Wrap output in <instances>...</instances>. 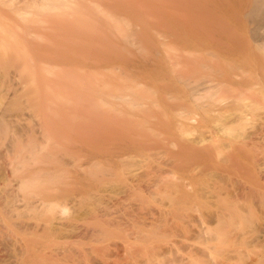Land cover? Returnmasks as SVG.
<instances>
[{
  "label": "rangeland",
  "instance_id": "374dc122",
  "mask_svg": "<svg viewBox=\"0 0 264 264\" xmlns=\"http://www.w3.org/2000/svg\"><path fill=\"white\" fill-rule=\"evenodd\" d=\"M251 9H252L251 0H0V22H1V26H3V25L6 26V27L0 26V31H1L0 32V48L2 47L0 50H6V51L8 50L9 53L12 52L11 54L14 57L16 56V54H13L14 48L17 50H22V48H23L24 52L26 50H28V52H31L32 54H33V52H36L37 55H39L38 53L40 52V56L44 51L43 55L44 56L46 54L48 55V58H47L48 60L46 58H43L44 57L43 55H42L43 56L42 60L44 59L46 63H48L52 66L49 67V65H48L47 66L48 69H44L45 71L47 70L46 72L45 71L43 72L41 69L40 70L37 69L38 71H40L42 73L48 72L49 75L44 74V75H47L48 78H46L47 76L45 77L43 74L41 77L40 72H38L34 68H30V70L32 69L33 71H35L34 74L36 76L35 75L34 76L36 78L33 76V74H32V76L34 78L33 81L36 80V81H34V82H36V84L38 82L37 80H40L41 78L43 81V76H44L45 77L44 80L45 79L46 80L43 81V84H46L47 82L49 84V82H50L51 85L58 83V86H59V83H62L63 85H65V87L68 86L69 91H71V88H72V90L77 91L79 89V88L77 89V86L79 84L78 85H76V84L74 85L71 83L68 84L67 80H65V81H57L56 79L53 80V78L56 76L55 70L57 72L61 69V71L63 73V69H66V71H68L67 73L71 74L76 69L80 68V70H81V68H82L83 70L81 72H80V70H78L79 73L77 71L76 76H73V79H77L76 78L77 75H79V76H81L82 74L84 75V73H86L87 71L88 72L93 71L94 75H97V74L98 75H101V74L107 75L108 74L107 76L111 77V75H110L111 71L109 68L114 67V68H112L113 71H116L119 69L120 72L116 71V73L115 72L113 73V71H112V76H115V75L117 76V74H119V73L122 74V72H124L126 74L123 73L124 74L123 76L120 74L121 77L118 76V79H120L122 77H125V79H127L128 77H126V76H130V78L132 80L135 79L137 83L132 81V80L131 81L134 83H131V81L128 79V84L130 81V85H128L127 83H125V85H124V83H123V86H121V85H118L117 83L114 82V86H113V83H111L110 86L107 85V87L111 88V85H112V88L116 87V85H118L116 88H118L120 86L121 87L126 86V88L129 89L128 92L130 91V93H131L133 90L135 91L137 89L138 91L136 90L134 93H136V94L139 93V95H140V98L139 97H135V98L133 97L131 99V100L134 99L132 101V103L131 102L130 103L129 102H122V101L117 100V99H111V100L100 99L98 101V100L86 98V100H85L84 98L80 97L79 99H77L78 101H76L78 103L80 102L79 106L82 107V109H80V110L79 109L77 110L76 106H75V108L73 107L76 103L75 101L72 102V103H74L72 105L71 99H69L70 101L66 99L67 100L66 102L68 103V105L71 106V108L76 109L79 112V113L75 112V110L71 112L68 109L70 111V112L68 111L70 113L69 119L71 118V115H72V117H73V114L75 116L77 115V117L74 116L75 120H73V118H71L74 121V125H72L73 127L72 126L69 127V124L73 123V121L71 119L70 120L72 122L69 121V124H66L64 121L65 118H63V121L60 120V118H57L60 116L59 115L60 113H64V112L60 111L62 109L59 107L60 104H62L61 107L64 108L65 105L63 106V103L64 104H67V103L60 100L58 97H57L58 99H56L55 98L56 95H54V93L52 94V99L55 98L56 100L55 99L52 100V101L55 100V102H53L51 104V106L52 105L55 106L56 109L60 108L59 109L60 113H56L57 115H59L57 117H56V114L54 116H52L53 115L52 113H55V111H56L55 107H54L55 111L49 110L51 112V115L48 116V114L45 113L48 116V118L47 117L46 118L49 121L48 125H49V128L51 130L46 128L47 125L46 126L44 125V123H46V122L43 121L45 119V118L43 119V115H44L43 109L42 110L40 109L41 111H39V113L33 112L32 109L31 110L26 109L25 111H30V112L32 111L31 115H29L30 112H25V111L24 112L27 115H25V114H24V116H23V114L21 115L22 116V117H20L22 119L21 122L25 121V119H26V121H25L26 126L28 125L27 129L30 128V130H32L31 129L32 124H33L32 122H35L32 128L35 130V127H36V131L33 132V130H32L33 135L31 137H30L31 131L29 133V130H27L28 132H26V133H28V136L26 134H24L25 136L21 137V134L24 133L21 130V127L23 126L22 123H25V122H22L20 124L21 126L19 125L21 131L20 130L18 131L19 132L18 135L20 134L21 138L25 139V137H26V140L35 139L36 142H38L39 138H37V137L40 136V134L42 132L40 129H42V127H43L44 132L42 133V136L47 135L46 134L47 131L48 132L52 131V132L48 133L49 137H46V139L53 138V136H56L57 138H59L60 143H59V145L56 144L54 146L52 143V140L51 141L49 140L51 142V143L49 142L50 143L49 144V143H47L48 140L46 142H45V140H43V139H45L44 137L40 138L43 141L42 142L41 140H39V142H38V143H41V147L43 149L46 148L43 146L46 143V144H49V145H47V146H49V149H48V147H47L48 151L47 150L45 151V149H44L45 152L44 151L41 152V155H39L40 153H38V152L36 153V151H35L34 152L35 155L36 156L39 155L38 158L33 156L34 153L32 151H34V150L31 151L33 154L30 151H26V149L24 150L25 152L22 153L21 162H20V164H21L20 165V171H21V169H23L22 170L23 172H21V174H19V176H20V179L22 181L25 180V183L23 182L24 186L23 187L21 186L22 189H20V191L17 194V197H18L17 199L19 200V204H23V198L27 195V193L29 191L33 190L32 189L33 186H36V184L30 182V179H32V181H34L36 179L35 182L39 181L41 184L40 180H42L43 182L47 181L44 184H47V183H48L47 185L52 184L51 185L52 187L47 188L46 187L47 185H44L42 182V184L46 187V188L45 187L43 188V185L41 184L42 185L41 186L38 182V184H39L38 186L40 188L37 186L38 188L33 190V194H36L37 197H39V196H41V194H43V192L45 193L46 191H48V192L52 193L53 191H51V190L58 188V189H60L59 190L60 192L54 190L53 193L58 194V192H59V193H61L59 195L65 196L67 198V199L65 198V201H66L65 207L66 208L70 207L68 210L64 207V209L62 211V213H65L64 210H66L67 213H65L63 215L68 214L70 217L67 215V217L65 216L67 219L64 218L63 221L61 220L62 222L60 223V225H58L60 229L55 228V230H56L55 232L50 230L49 233H43L40 240H37V242L34 243L27 250V252H29L28 255H26L27 252H26V254L23 253L25 256L30 255L29 258H30L31 262L29 261L27 264H34V263L35 264H41V263H43V264L49 263L50 264L51 261H52L51 264H59V263L67 264L66 261H68V264H71V263L72 264H80V263L81 264H136V263L137 264L138 263L139 264H143V263H145V264H164V262H165V264H167V263L172 264V263H170V260L172 261L171 257H173L174 253L176 254V252H177L178 257H179V259L176 258V259H178V261H180V259L184 260L186 257H188L186 260H188L190 264H193L192 263L193 259L196 257L199 259V256L197 255V256L193 257V255H194L193 253H192L193 255L190 253V255L187 256V254H189L188 253L189 251H188V249H184V247H185V245L187 246L188 243H189L188 245H191L190 250L192 251L191 248H194L193 249L194 252H195V249H196V251L200 250L199 255H201V256L203 254V251H201V249L202 248H204V250L208 249L207 248L208 245H210V246L213 245V249L215 248L214 245H216V250L218 252L219 251L221 252L222 251L221 249H224V251H225V248H226L225 255H224V251H223L222 257H221V254H219L220 255L219 258L220 259L222 258V261H224V258H226V256L227 257H230L231 255L235 256L234 254H231L232 251L230 252L229 250H233V248L235 250L237 248L242 249L240 244H239L240 246L239 245L237 246L234 243L237 240L235 237L238 234L237 231L240 232V229L237 231L235 230L236 233H234V234H233L234 231H232V235H230V236L235 237L234 241L233 242L231 241L232 243L230 242L232 245L227 244L225 246L221 243L222 242V236L220 235V230H219L220 224H218L217 221H216L217 223L214 221L215 218H214V215H212V214H218L217 212L220 213V211H221V215L223 213L227 214L226 213L227 210L224 211V209H223V213H222V208H225V209L228 208V212H229L228 214H230V212L232 211V209H230V208H232V207L229 208V206L232 205V202H234V201L241 202V200L244 201L243 199H240L242 194L239 193V194H241V196L238 194V192L240 190L242 191L243 188H240V187L238 188V186L244 187L243 182H244V184L246 183L245 185H247L248 183H247L245 176L243 175V173L241 171L245 170L246 168H248V166L251 165V163L253 164L255 162L256 154L260 155V156H257V160H258V157H261V153H262L261 152L259 154V153L255 152V151L260 152L262 150V149L259 150V148L257 150H254V152H253L252 148L256 149L257 147H252L250 149V151L253 152V155L248 150H246V153L244 152L245 154L237 151V147H238L237 145H240L242 143V141H246L244 139L245 138L247 139L249 137L248 135L250 133L254 132V129L256 127H253V125L257 124L256 121H258L260 119V123H261L262 118H259L258 114L264 111V108L262 109L260 107V109L263 110L262 111L259 108H257L258 106H256V105L254 106V104L252 105V107L254 106L253 108L252 107L248 108V109L243 108V106L241 105V102H240L241 96L249 97L250 94H248V93H251L250 89H252L253 91H254V89L255 90L261 89V85L258 83L259 81L257 80V75L255 74V73H257V71L254 72V69L257 70V67L255 65L256 61L254 60L253 54L256 50L257 45L259 46V44H261L264 41V12L259 17L258 16L253 17V16L249 15V13L251 12ZM3 17L4 18L6 17V18L4 19ZM7 21H9V22H7ZM41 21L43 24L41 23ZM31 22H33V23H31ZM115 22H116V25H115ZM110 27H112V28H110ZM52 28L54 29V31ZM19 29L20 30L22 29V30L20 31ZM62 29L64 32L66 31L64 34H62V36L65 35L64 37H60V33H62L61 32ZM4 32L6 34H4ZM1 33H3L4 35L2 36ZM7 33H8V35H7ZM14 33H16V34H14ZM9 36L12 38H10ZM43 37H44V39H43ZM60 38H62L63 43L65 42L67 44V52L69 54L73 53V52L79 53L78 55L81 57L80 61H75V62H74V60L73 61H66V62L62 61V63H61V60L60 61L58 60L60 57H58V59H56L57 58L56 56H55L56 57L55 59L58 61H56L51 56H50L51 57V60H50L48 53L51 54V52H49L50 50L56 51V47H54L55 49L54 48L52 49V47H51V49H50V47L48 49V45L54 46V45H52L53 43L51 42V40L56 41V40H59ZM44 40H45V42H44ZM261 40H262V42H261ZM46 41H49V42L47 43ZM70 42L72 44H70ZM6 43H8V44H6ZM3 45H4V47L6 46V48H4ZM7 45H9V46H7ZM19 45L21 46V48H19L20 47ZM261 47H263V45ZM57 48H59V47H57ZM47 50H49V51H47ZM57 51H58V49H57ZM59 51L62 52V49H60ZM107 51H112L114 53L113 55L115 57V62H109V61L105 60V57L103 56V54H104L103 52H107ZM22 52L23 51H21V53ZM167 52H168V55H167ZM186 52H189V53L187 54ZM192 52H195L194 55H192L193 54ZM248 52H249V54H248ZM14 53H17V52H14ZM26 53H27V51H26ZM190 53H191V55H190ZM20 54H17V56ZM25 54H23V55L27 56ZM54 54L57 55V52L53 53L52 55H54ZM183 54H184V56H181ZM186 54H187V56H186ZM100 55L104 59L100 58ZM169 55H171V56L169 57ZM32 56H34V58L36 59L35 54ZM179 56L183 57V58L181 59ZM21 57H23V56L21 55ZM29 57H31V55H29ZM177 57H179V58L177 59ZM42 60H41V57H39V61H42ZM120 60H123V62ZM250 60L252 61V63ZM105 61H106V63H104ZM57 62H59V63H57ZM182 62H184V63L187 62L190 65L185 64V66L183 67ZM179 63H181V66ZM45 65H47V64H44V66ZM54 66L55 67L59 66V67H57L59 70L56 69ZM65 66H66V68H65ZM117 66L119 68H117ZM207 66H208V68H205ZM209 66H211V67L209 68ZM33 67H35V66L33 65ZM36 67L38 68L37 64H36ZM51 67H53V68H51ZM62 67H63V69H62ZM203 67H204V70L206 69L205 71L202 70ZM68 68H70V70ZM185 68L187 70L189 69V72L184 71V70H186ZM53 69H54V73L52 71ZM71 69H73V71L70 73ZM105 69L107 70V72L109 70L110 74L107 73ZM20 70H22V68ZM50 70H51V73H50ZM182 70H183V72H188V75H187V73L184 74L182 72ZM197 70H199V71L201 70V72L197 73L196 72ZM33 71H30V73ZM61 71L57 72V74L60 73ZM66 71H64V72H66ZM15 73L19 74L20 72H18V70H17V72H15ZM37 73H39V75H37ZM80 73H82V74L80 75ZM240 73H243V75H245L246 78L251 79L250 83L248 85H245L246 79L241 78L239 75ZM87 74H86V76H87ZM195 74H198V75L195 76ZM13 75L14 74H12V76ZM15 75L21 81V84H23V85L27 84L26 81L21 80L22 75H20V74L19 75L15 74ZM88 75H90V77L93 79L91 74H88ZM106 75H104L105 77L103 76L105 78L104 80L101 76H100L101 80H100V78L97 77L101 81V83L99 81H97L98 80L97 78H96L97 79L96 80L94 77L95 81H92L90 83L87 80H85V82L87 81V83H84V84H86L90 88H92L94 85H96L98 87L101 84V86L103 85V87H101L99 90L104 91L105 90L104 88H106V84H107L106 80H108V81L110 80L109 79L110 77L108 78V77H106ZM194 76H195V78H194ZM208 76H210V77H208ZM235 76L238 77V79ZM38 77L39 78L41 77V78L38 79ZM62 77L64 78V76H62ZM81 77L84 78L85 76H81ZM51 78L56 83L52 84ZM188 78H189V80H188ZM203 78H205V79H203ZM111 79H112V81H114L113 77ZM122 79L123 80H120V81H122V82L126 81L124 78H122ZM47 80H50V81H47ZM208 80L209 81L212 80V81H210V85L215 82L214 83L215 85L221 84L220 85L221 88H224L223 86H225V88H227V89H224L222 91V89L220 88L219 85H217V87H215L214 84H212L214 86H212V85L210 86L208 83L209 82ZM20 81L17 80V82H20ZM40 81H39V83H40ZM204 81H206V83ZM201 82H204L205 84L203 83L204 84L203 85V84H201ZM97 83H99V84H97ZM102 83H106V84H102ZM185 83L187 85L189 84L190 86L192 85L194 88H190L189 85H188L189 86L188 87ZM190 83H192V84H190ZM194 83H196V84H194ZM108 84H109V82H108ZM120 84H121V82H120ZM132 84L138 85L137 86L138 88L140 86L141 87L138 89L135 85L131 86ZM142 84H143V86H142ZM193 84L196 85L197 87H195ZM227 84L229 86L230 85H232V86L229 87ZM226 85H227V87H226ZM80 86L84 87L85 85L83 86L81 84ZM144 86H146L147 88ZM207 86H210V88H208ZM25 87H27V85H24L20 88L24 89ZM37 87H38V85H37ZM50 87L51 86H49V90L48 89H46V90L43 89V90L45 92L48 90V93H49L51 91ZM54 87L55 86H53L52 88H54ZM132 87H135L136 89H134V88L132 89ZM212 87H215V89H213ZM55 88L58 89V87H55ZM75 88L77 90H75ZM237 88H239V89H237ZM37 89H39V88H37ZM64 89H66V88H64ZM131 89H132V91H131ZM229 89H231L232 91ZM236 89L238 90V92L236 91ZM107 90H110V89L107 88ZM145 90L146 91L149 90V91L146 92ZM52 91H56V90L52 89ZM69 91H67V92H69ZM143 91L145 92V95L147 94L146 96L143 94ZM39 92H40V90H39ZM72 92L73 91H71V93ZM58 93H59V91L57 90L55 94H58ZM61 93H62V91H61ZM201 93H203V94H201ZM141 94H142V96H141ZM53 95L55 97H53ZM203 95H204V97H203ZM200 96H202V97H200ZM192 97H195V99H192ZM237 97L239 98V100ZM143 98H144V100H142ZM148 98H152V99L150 100ZM63 99L65 100V98H63ZM228 99L231 101L229 102ZM103 100H104V102L102 103ZM44 101L46 103V100H44ZM135 101H136V103H135ZM137 102H139V103H137ZM40 104H41L40 107L44 106L43 105L44 102H41ZM48 104H49V102H48ZM126 104H127V106H126ZM129 104L130 105L133 104V105L130 106ZM57 105H59V106H57ZM262 105L264 106V103ZM49 106L50 105H48V107ZM96 106H98V107H96ZM188 106H190V107H188ZM44 107H46V106H44ZM200 107H202V109ZM67 108H70V107L66 106V109ZM132 108H133V110H131ZM157 108H159V109H157ZM185 108H187V109H185ZM73 109H71V110H73ZM116 109H118L117 113L114 112V110L116 111ZM181 109H183V110H181ZM244 109L246 111L252 110L251 111L252 113L250 111H248V114L250 113L249 116L251 117V114H252L253 119H255V120H256V118L257 119L259 118V119L256 121L253 120L252 118H251L252 120H250V118L244 119V121L245 120L248 121V122L244 123L245 124L244 126H242L243 121H242V123H239L240 125H238V123L237 124L234 123L235 125L231 124V129L229 131V132H231V136L229 135V133L225 132L227 135H229V138L227 135H222V134L219 137H217V135L220 134L219 132H216V133H218V134H216V136L214 135L215 132L213 133L212 131L214 130L215 124H216V127H217L218 123L221 124V126H222V124L224 125L225 121H223L224 122L223 123L222 120H224L226 118L225 116H227V115H225V113L228 114V116H230L229 114L236 113L234 115H236V118H237V114H241L242 112L244 114ZM255 109H256V114L253 111ZM258 109L260 110L259 113L257 112ZM112 110H113V112H112ZM62 111H64V110H62ZM180 111H184L187 115L184 112H181V113H184V115L181 114ZM50 112H48V113H50ZM66 112L67 111H65V113ZM109 112H110V114H109ZM111 112H112V114H111ZM216 112H218V113H216ZM118 113H119V115H118ZM178 113H179V115H182L183 117L182 116L179 117ZM213 113H216V115ZM253 113H254V115H253ZM106 114H107V116H106ZM46 115H44V116H46ZM78 115L81 117H78ZM26 116L27 117L29 116V117L27 118ZM30 116H33V117L30 118ZM187 116L190 118H187ZM254 116H256V117L254 118ZM23 117L25 118L24 120H23ZM38 117H39V119H38ZM49 117L52 119V121L57 119L56 121H58L59 127H57L56 125H53V122L49 119ZM108 117H109V120H108ZM134 117H135V119H133ZM76 118H77V120H79L81 118L83 120V121H79V122L77 121L80 124L79 126H77L78 123L75 122ZM220 118L221 119L224 118V119L221 120ZM228 118H230V117H228ZM231 118L233 119L235 117L233 116ZM231 118H230V120L226 118L227 119L226 121L229 120L228 122L231 123L234 120L233 119L231 121ZM40 119H42V120H40ZM67 119H66V121H67ZM132 119L134 122H132ZM146 119H147V121H146ZM27 120L30 123H28ZM31 120H34V121H31ZM192 120L193 121L195 120V121L193 122ZM249 120L252 122L253 121H255V122H253L251 124V122H249ZM61 121H62V123L64 122L65 124L64 123L61 124ZM137 121H138V123H137ZM80 122H82L84 125ZM117 122H119V123H117ZM19 123H20V119H19ZM58 123H55V124L58 125ZM127 123L131 126L133 125V129ZM145 123L147 125H145ZM247 123H249L248 127H250L253 130V132H252V130H251V132H248V127H245L247 125ZM99 124H100V126H99ZM118 124H120V125L118 126ZM125 124H127L126 127H125ZM226 124L228 125L229 123L226 122L225 125ZM250 124H251V126H250ZM29 125L31 127H29ZM65 125H67V126H65ZM63 126H65V127H63ZM127 126H129L130 128ZM66 127H68L67 128L68 130H66ZM77 127H80V128L76 129ZM83 127H85L84 128L85 130L83 129ZM87 127H89V128H87ZM142 127L145 129H143ZM243 127H244V129H243ZM24 128L26 129L25 126L22 127L23 130H24ZM99 128L101 131L99 130ZM219 128H220V126H219ZM250 128H249V131H250ZM70 129L73 131H69ZM82 129L85 131L84 133H82V131H83ZM114 129L116 130V132H113ZM149 129H151V130H149ZM178 129L180 130V132L178 131ZM127 130L130 131V133L126 132ZM140 130H142V132ZM218 130L219 129L215 128L214 131H218ZM242 130H243V133L246 134L245 136L243 135V133H241ZM62 131H64V133ZM131 131L134 133H132ZM196 131H197V133H196ZM209 131H210V133H213V134L210 135ZM67 132H70L71 134H69V136H68V134L66 135ZM144 132H146L147 134L145 135ZM185 132H187V133H185ZM204 132H207L208 134L207 133L204 134ZM61 133L63 134V136H66V137H63ZM110 133H114V135L110 134ZM148 133H151L152 135L151 134L148 135ZM180 133H184V134H188V135L184 136L182 134L180 135ZM193 133H195L196 137H197V138L194 137L195 141L193 140L194 138L187 137L190 135L195 136ZM78 134H85L87 137H83L85 135L80 136ZM115 134H116L117 138H116ZM143 134L147 137H145ZM198 134L200 135V137L202 135V138H203V139L201 138L202 140H204L206 138V134H207V137L209 140H210L209 135H210V137L212 135H214V138L215 137L218 138V139L216 138V140L215 139L214 140L220 141L219 143L221 145L218 144V141L216 144H214L215 141L211 137L212 143H210L211 141H209L207 139L209 142L205 143V142H207V140H204L205 141L204 145L201 144V146H200L198 142L200 141V143H201L203 141L200 139V137L198 138ZM232 134L236 135V137ZM240 134H242L245 138ZM112 135H113V137H112ZM140 135H141V137L144 136L143 139L140 137ZM165 135L168 138H166ZM203 135L205 137H203ZM238 135L242 136L244 139L242 137L240 139H238L239 138V137H237ZM114 136H115V138H114ZM136 136H137V138H136ZM77 137H79V138H77ZM181 137L182 138L184 137V139H183L184 141H181ZM186 137H187V139H186ZM222 137H223V139H222ZM230 137H235L234 141L232 140L233 143L229 142L230 140H226L227 138L231 139ZM85 138H87L88 140ZM146 138H148V140H146ZM188 138L192 139L193 142L189 143L192 140L188 141L189 140ZM64 139L65 140L69 139V140H67L68 143L64 142ZM185 140H187L188 142ZM237 140L240 141V144H237V143H239V142H237ZM77 142H78V144H77ZM194 142L197 143L198 145L194 144ZM226 142H228V143H226ZM84 144H86V145H84ZM190 144H192V145H190ZM206 144H207V146H205ZM235 144H237V145H235ZM185 145H187V146H185ZM227 145H230V146L235 145V147L231 146V148L233 147V149H232V151L229 152V151H227L228 150ZM37 146L40 148V144ZM88 146L90 147V149ZM223 146H225L226 149ZM230 146H228V148ZM37 148H35V149L37 150ZM65 148H67V150ZM101 148H103V150ZM219 148H221V149H219ZM40 150H38V151H40ZM223 150H226V151H223ZM158 151H160L161 153ZM164 151L168 152V153L167 152L166 153L168 154V156H171L170 157L171 160L169 159V157H168V159L166 157L161 158V156H167V154H165V153H163L164 155H162V152H164ZM154 152H156V153L154 154ZM218 152L220 154H218ZM26 153L28 155H30V157L31 156H33V158L35 157L36 160L26 159V156H25V155H27ZM151 153H152V155H149ZM46 154H53V156L56 157L55 159L57 161L54 158L53 159L55 161H52L53 159H50V158H48V160L50 159V161H47L44 157ZM175 154H176V156H175ZM221 154H222V156L224 155L223 158H222ZM230 154L232 156H230ZM28 155H27V158H28ZM56 155H58V156H56ZM73 155H74V157H73ZM219 155L221 156L222 161L219 160L220 159V157H218ZM61 156L64 159L61 158ZM66 156H68L70 159L68 160V157H66ZM153 156H155V159ZM172 156H174V158H172ZM226 156L229 158L228 160L226 159L227 158ZM126 157H128V158L126 159ZM231 157H232V159H231ZM77 158H79V159L81 158V160H78ZM124 158L126 160H123ZM145 158H148V159L151 158V159L145 160ZM160 158H161V160H160ZM175 158H177V160H178L177 163H176V161H174V160H176ZM182 158L185 160L183 161ZM25 159L28 163H26ZM40 159L42 161V162L40 161L41 163L39 162ZM74 159L81 161V162H78V161L75 162ZM153 159L155 161H152ZM156 159L159 161H157ZM225 159L227 160L228 164L230 163L229 165L227 163L225 164V161H226ZM144 160L148 164L146 162L144 163ZM245 160H248V161L246 162ZM32 161L37 162L36 166H35V163L33 165ZM135 161H137V162H135ZM168 161H169V163H168ZM22 162L26 163V164L23 163L24 165H26L25 167L23 166ZM30 162H32V164H30ZM70 162H72V163H70ZM96 162H98L97 163L98 167L96 166ZM142 162H143V164H142ZM173 162H175V163H173ZM44 163H45V165H44ZM123 163L125 165L128 164L129 168L127 167L128 165L123 166L124 165ZM244 163H245V165H244ZM249 163H250V165H249ZM47 164H48V166H47ZM65 164L67 167L65 166ZM67 164H69V166L72 164H75V165H74V167H72V166L69 167ZM167 164L169 165V167ZM218 165H220V166H218ZM157 166H158V168H157ZM204 166H205V168H204ZM251 166H250V168H251ZM138 167H140V168L142 167V169H140ZM153 167H156V168H153ZM201 167H203V168H201ZM105 168L107 169L106 171L107 172L109 171V172L104 174L103 172L105 171ZM127 168H128V170H126ZM239 168H240V171H237V170H239ZM111 169H113V170H111ZM139 169H140V171H139ZM39 170H40V172H43V173L44 172L46 173L47 171L50 172V170H51V172H54V174L55 173L59 174V172L66 170V171H63L61 173L62 175H65L66 177L64 176L62 178L58 175L57 179H55L56 177L51 178V176L49 175V177H48L47 174H45V176H46L45 177V176L41 175V173H40L38 175V176H40L38 179V177L35 175H36V173L38 174ZM131 170L134 173L127 172V171H131ZM192 170L193 171L196 170V172L194 171L193 172L194 174H193V173H191ZM198 170H199V172H198ZM20 171H19V173H20ZM67 171H68V173H67ZM204 171H206V172H204ZM4 172H6V174L8 175L7 171H4ZM111 172L116 173V174L114 175ZM135 172L137 174H135ZM139 172H140V174H139ZM157 172H158V174H157ZM240 172H241V174H240ZM130 173H132V174H130ZM210 173H212V174H210ZM93 174H94V176H93ZM107 174H108V176H107ZM154 175H156V176H154ZM210 175L213 177H211ZM215 175H216V177H214ZM219 175H220V178H219ZM134 176H136L137 178ZM140 176H141V178H138ZM31 177H33V178H31ZM149 177H151V178H149ZM162 177H163V179H162ZM132 178H134V180ZM176 178H177V180H176ZM213 178H215V180ZM227 178H229V179L231 178V179L229 180ZM241 178H242V182L239 183ZM50 179L51 180L53 179L55 182L53 180L51 181ZM26 180H27V182H26ZM228 180H229V182H228ZM58 181L59 182L62 181V183L60 182V185H59ZM131 182L133 183L134 187L135 186H138V187H136V189L134 187H132ZM67 183H68V185H67ZM216 183H220L219 185H221L220 187H222V190H220V188H218L219 190H216L217 187H219V185ZM64 184H65V187H64ZM69 184L72 186L74 185L72 188L74 191L71 190L72 186L70 187ZM186 184L188 185L187 187H186ZM29 185L32 187H29ZM159 185H160L161 189L159 188ZM211 185L215 186V189H214L215 191H219V192L221 191V193L224 191V188L226 187L225 192L226 191H229V192L232 191L230 193L228 192V195H231V193H232V195H235V198H236V193H237L238 198L239 197L240 198L234 200L235 198L232 197V195L229 196V198H228V195H226L227 192L226 193L224 192L225 195H224V193H223V195H221V194L219 195L217 192L215 194L214 190H213L214 191L213 192V191H211L210 188H208ZM230 185H232V186H230ZM27 186L30 188V190L28 192L25 191V188ZM68 186L70 189L68 188ZM104 186H106V187H104ZM108 186H109V189H108ZM214 186H212V187L214 188ZM129 187L131 189L134 188L136 191L134 190L135 191L134 192L133 189H132V191L129 190ZM138 188H140L139 191H137ZM166 188H167V192H166ZM204 188H205V191H204ZM231 188L233 190H231ZM107 189H108V191H107ZM209 189H210V191H209ZM109 190H110L111 194L109 193ZM118 190H120V192ZM128 190L131 192H129ZM236 190H239V191H236ZM121 191H122V193H121ZM124 191H126V192L128 191V192L127 193L125 192V194L122 195ZM148 191H150V192H148ZM97 192H99V193L97 194ZM133 192L136 195L132 196L131 194H133ZM199 192H200V194H199ZM211 192L214 193L215 196L218 195L219 197L218 196H217L218 198L215 197L214 195L211 194ZM20 193H21L22 197L20 196ZM64 193H67L68 195H65ZM95 194H97V195H95ZM119 194H121V195H119ZM91 195L93 198L90 197ZM155 195H157V196H155ZM69 197L70 198L75 197L76 202L78 201V198L81 199L79 201V203H81L82 205H80V204L78 205L76 202H73V204L69 203V201L70 202L73 201V198L70 199ZM123 197L124 198L127 197V198L124 199ZM207 197H209V198H207ZM132 198H133V201L131 200ZM171 198H173L174 201ZM119 199L120 200L123 199V200L120 201ZM126 199L127 200L129 199L130 202H129V200L126 202ZM137 199H139V200H137ZM179 200H181L180 202L185 201V202H183L184 204L183 203L178 204ZM212 200H213V202H212ZM131 201H132V204H131ZM20 202H22V203H20ZM75 203L77 204L76 206H74ZM105 203H106V205H105ZM112 203H115V204H112ZM119 203H122V204L119 205ZM123 203L125 206L127 204L128 207L126 206L127 207L126 208L123 205ZM187 203H190L191 206ZM68 204H69V206H67ZM70 204H72V205H70ZM86 204H88V205H86ZM94 204H96V205H94ZM213 204H215V205H213ZM107 205L108 206L110 205L111 208L108 207ZM115 205H117V206H115ZM135 205H136V207H135ZM227 205H229V206H227ZM233 205L238 206L239 204H236L234 202ZM84 206H87L88 208L84 207ZM188 206H189V208H188ZM217 206H219V207H217ZM112 207H113V209H112ZM194 207H196V208H194ZM238 207H240V206H238ZM238 207H233V209H237ZM71 209H72V211H71ZM73 209H74V211H73ZM75 209H77V211H79V212L77 213V211ZM85 209L86 210L91 209L90 211L91 212L93 211L92 213H90V211H88V210L87 211L92 215L87 213L89 215L88 216L87 214H85ZM110 209L113 211L110 212ZM25 210H24V212H25ZM106 210H108L109 213ZM155 210H157V211H155ZM237 210H239V209H237ZM213 212H215V213H213ZM27 213H25L24 216H26L28 220L26 221V217H24V216H22V217H24L25 219L21 217L22 220L24 219V221H26L28 223L32 220V221H34L33 222L34 224L37 223L36 225L41 223L40 219H37L36 217L33 219L34 216L31 214H30V216H33V217L30 218V220H29V217H28L29 215L28 216L26 215ZM206 213H208V215H205V216H208V218L203 216ZM185 214H187L188 217H185V216H187ZM191 214L193 215V217ZM201 214H202V216H201ZM209 214H210V216H213V218L212 217L210 218ZM63 215L61 214V216H63ZM82 215H83V217H84V215H86V216L84 218H82L81 217ZM132 215H134V216H132ZM194 216H195V218H194ZM197 216L199 219L196 218ZM217 217L218 216H216V218ZM79 218H80V220H79ZM94 218L97 220H93ZM187 218H189V220H187ZM200 218H202V220H200ZM81 219L82 220L86 219V220H84L82 222ZM171 219H172V221H171ZM197 219L200 220L201 222L198 221ZM209 219H211V220H209ZM212 219H214L213 220L214 224L215 223L218 224L217 226H215L216 224L215 225L213 224ZM91 220H92V223H91ZM195 220H197L199 222V225L197 222H195ZM207 220L210 221L207 223V226H212V228L214 229V230H212V228L209 227L210 230H212L214 232V238H212V241L209 239L210 241H208L207 243L205 242L207 245L206 246V245H203V244H205V243H203L204 242L203 238L200 235L198 236L197 231H195V232L193 231L194 233H196L194 235H192V232H190L191 233V235H190L189 230L190 229L196 230L200 225H202V222L206 226L205 222ZM80 221H81V223H80ZM140 221H142L143 223ZM156 221L158 224L156 223ZM189 221L192 222L193 228L191 227V222L189 223ZM52 222H53V220H52ZM88 222H89V224H88ZM159 222L161 224H159ZM164 222H165V224H164ZM33 223H31V224H33ZM65 223H66V226H65ZM78 223H80V224H78ZM150 223L155 224V225H150V228H149ZM211 223L214 226L211 225ZM34 224H33L34 230L31 228L33 230V232L36 231L35 230L36 225L34 228ZM61 224H63V225H61ZM50 226H51L50 229H52V227L54 228V225L51 223H50ZM68 226L69 227L72 226V227L69 228ZM136 226H137V228H136ZM154 226H155V228H154ZM160 226L163 228H160ZM186 226H187V228L189 226L191 228L189 230H187ZM61 228H62V230H61ZM156 228H158L159 230L161 229L163 232L161 230L158 231ZM184 228L187 230V232ZM27 229H26V232H28ZM65 229H67V232ZM71 229H73V231ZM138 229L143 234L140 233V235L138 236V233H139ZM155 229H156L155 232L159 233V235L161 234V236H156V234L154 232ZM216 229H218L219 231ZM37 231H39V227H38ZM64 231H65V233H63ZM216 231H218L219 233H217ZM136 232H138V233H136ZM215 232L218 234L219 237H215V235H216ZM55 233H57V234L55 235ZM80 233L81 234L85 233V234L81 235ZM94 233H95V235H93ZM145 233L147 234V238H145L146 235L144 238L141 237V236H144ZM64 235H66L65 236L66 238L64 237ZM195 235H197L198 237L197 236L195 237ZM22 236H24V235H22ZM58 236H60V238ZM187 236H189V238ZM30 237H32V236H30ZM67 237H69V238L73 237L75 239L70 238V240H68L69 238H67ZM76 237H77V239H76ZM253 237H255L254 233H252L249 236L248 240L251 241L253 239ZM56 238H57V241H55ZM61 238H63V239H61ZM232 239H233V237H232ZM74 240H75V242H74ZM21 242H19V243H21ZM175 242H176V244H174ZM184 243H185V245H184ZM190 243H192L193 245ZM236 243H238V242H236ZM169 244H172V246ZM180 244H183L184 246L182 247ZM64 245H66V247H68V248L70 246V248L72 250L75 247V245H77L74 249H76L78 247L77 248L78 250L77 249L73 250V252L75 251L76 259H75L74 253L73 252H72L73 254L70 253L72 250L70 251V249H64L65 248ZM72 245H73V247H72ZM154 245H157V251H160V250L162 251V252H160L161 255H159V254L156 255V253H158V252H156V250H155L156 246H154ZM51 246H52V248H56V249H57V247L59 249H61L62 247H60V246H63V248L61 250L58 249L59 251H54V249L50 248ZM149 246H150V248H149ZM180 246H181V248H180ZM192 246H195V247H192ZM228 246H229V248H228ZM235 246H237V247H235ZM23 247H24L23 243L21 245L20 244L17 245L16 251H18V249H19V251L23 250L24 249ZM171 247H172V249H171ZM173 247H175V249ZM197 247H198V249H197ZM63 249L66 251L68 250V251L67 252L63 251ZM134 249L136 252L134 251ZM150 249H154L155 251L152 250L154 252L150 253V251H151ZM169 249H171L172 251L174 250L173 255H170V254H172V251H170ZM176 249H180L181 251H179V250L178 251L181 254H179ZM148 250H150V251H148ZM23 251H26V250L24 249ZM61 251H63L64 254L66 252L68 256L73 255V259H75L74 261H76V262L73 263V260L69 259V258H72L70 256L67 257L68 260L65 261V259H67L66 258L67 255L63 254L65 257L63 255H61L63 253ZM228 251L230 252L231 255L228 254L229 253ZM5 252H7V251H5ZM22 252H21V254H22ZM48 252H51V253L48 254ZM146 253H148V254L150 253L149 256ZM196 253L197 252H195V254ZM215 253H217V252H215ZM226 253H227V255H226ZM52 254H56L55 255L56 257ZM58 254H60L61 257ZM184 254H185V258H184ZM15 255H16V259L21 258L20 263H21V260H22V262H24V260H25L24 255H23L24 256L23 259L21 256H19L20 258L17 257L18 255H20V252L18 255L15 253ZM150 255H151L152 259L150 258ZM46 256H48L50 258H48ZM201 256H200V258H201ZM8 257H10V256H8ZM139 257L141 259H139ZM11 258H12V256H11ZM61 258H64V259H61ZM173 258L175 260V257H173ZM10 259L8 258V261ZM13 259L14 258H12L11 260H13ZM16 259H14V260H16ZM49 259H52V260H49ZM77 259H78V262H77ZM61 260H64L65 262H63ZM141 260H143V261H141ZM216 260L218 262V259H216ZM234 260L235 259H233V261L232 260L229 261V263H228V261L227 262L225 261V262L228 264H236L237 259L235 261ZM146 261H148V262L146 263Z\"/></svg>",
  "mask_w": 264,
  "mask_h": 264
},
{
  "label": "bare ground",
  "instance_id": "6f19581e",
  "mask_svg": "<svg viewBox=\"0 0 264 264\" xmlns=\"http://www.w3.org/2000/svg\"><path fill=\"white\" fill-rule=\"evenodd\" d=\"M251 2H252V9H251V12L249 13V15L250 16H253V17H259L263 12H264V0H251ZM249 11V10H248ZM2 14V13H1ZM4 18V17H3ZM6 18V17H5ZM4 18V19H5ZM125 18V17H124ZM28 19V18H27ZM8 20V19H7ZM117 20V19H116ZM7 22H9V21H7ZM13 22V21H12ZM114 22V21H113ZM31 23H33V22H31ZM30 23V24H31ZM41 23H42V21H41ZM46 23V22H45ZM17 24V23H16ZM29 24V25H30ZM38 24V23H37ZM43 24V23H42ZM3 25V24H2ZM115 25H116V22H115ZM118 25V24H117ZM0 26H1V22H0ZM109 26V25H108ZM1 27H6L5 25H3V26H1ZM10 27V26H9ZM19 27V26H18ZM50 27V26H49ZM11 28V27H10ZM110 28H112V27H110ZM6 29V28H5ZM12 29V28H11ZM53 29V28H52ZM4 30V29H3ZM20 30V29H19ZM22 30V29H21ZM20 30V31H21ZM49 30V29H48ZM57 30V29H56ZM53 31H54V29H53ZM1 32V31H0ZM6 32V31H5ZM4 32V34H6ZM57 32V31H56ZM62 33H60V37H64L65 35H63L62 36V34H64L65 32L63 31V29H62V31H61ZM3 33H1V35L3 36L4 35ZM14 34H16V33H14ZM26 34V33H25ZM34 34V33H33ZM7 35H8V33H7ZM191 35V34H190ZM19 36V35H18ZM192 36V35H191ZM10 37V36H9ZM41 37V36H40ZM193 37V36H192ZM10 38H12V37H10ZM15 38V37H14ZM43 39H44V37H43ZM61 39V40H60ZM59 40H56V41H52L51 40V42L53 43L52 45H54V46H51V45H48V49H49V47H50V49H51V47H52V49L54 48V47H56V51H53V50H47V51H49V52H51V54L50 53H48L47 51V53L49 54V57L51 56V57H53L54 59L56 58V59H58V57H60L58 60L60 61L61 60V63H62V61H64V62H66V61H73L74 60V62L75 61H80L81 60V57L78 55L79 53H76V52H73V53H68L67 52V44L64 42H62V38H60ZM3 40V39H2ZM21 40V39H20ZM47 40V39H46ZM79 40V39H78ZM50 41V40H49ZM49 41H46L47 43L49 42ZM81 41V40H80ZM43 42V41H42ZM44 42H45V40H44ZM43 42V43H44ZM50 42V43H51ZM261 42H262V40H261ZM18 43V42H17ZM25 43V42H24ZM23 43V44H24ZM49 43V44H50ZM6 44H8V43H6ZM22 44V45H23ZM26 44V43H25ZM66 44V45H65ZM70 44H72L71 42H70ZM27 45V44H26ZM263 45V47H261ZM7 46H9V45H7ZM20 46V45H19ZM3 47H4V45H3ZM28 47V46H27ZM57 47H59V48H57ZM2 48V47H1ZM0 48V49H1ZM4 48H6V46L4 47ZM19 48H21V46L19 47ZM47 48V47H46ZM55 49V48H54ZM57 49H58V51H57ZM60 49H62V52L61 51H59ZM21 51H23L24 52V49L22 48V50H17V49H15L14 48V52H17V53H14L13 52V54H16V56L14 57L11 53H9L8 52V50L6 51V50H0V264H27L29 261H30V258H29V256H25L23 253H25L26 254V252H27V250L34 244V243H36L37 242V240H40V238L42 237V234L43 233H49V231L51 230V231H56L55 230V228H57V229H60L59 228V226L58 225H60V223L63 221V219L65 218V219H67L66 217H67V215H63V214H65V213H67V211L66 210H64V212L65 213H62V211H63V209H64V207H65V205H66V201H65V196H63V195H59V194H61V193H59L60 191V189H54V190H56V191H59L58 192V194H55V193H53L54 192V190H51V191H53L52 193L51 192H48V191H46L45 193L43 192V194H41V196H39V197H37V195L36 194H33V190L34 189H37L39 186V184H40V182H39V184H38V182L36 181L35 182V180L34 181H32V179H30V182L31 183H34V184H36V186H30L29 185V187H32V191H29L30 190V188L27 186L26 188H25V191H29L28 193H27V195L23 198V204H19V200L17 199L18 197H17V194H18V192L20 191V189H22L21 188V186L23 187L24 185V183H25V180H21L20 179V176H19V174H21V172H23L22 170L23 169H21V171H20V162H21V155H22V153L23 152H25L24 150L26 149V151H32V150H34V151H32L33 153L36 151V153L38 152V153H40L39 155H41V152H43L44 151V149H45V151L47 150L48 151V149H49V146H47V145H49L51 142V140H52V143H53V145L55 146L56 144L57 145H59V143H60V141H59V138H57L56 136H53V138H48V139H46V137H49V132H52V131H47L46 132V134L47 135H45V136H42V133L44 132L43 131V127H42V129H40L42 132H41V134H40V136L39 137H37V138H39V140H41L40 138H45V139H43V140H45V142L47 141V143H49V144H46L45 142V144L43 145L44 147H46V148H42L41 147V143H38L39 142V140H38V142H36V140L35 139H30V140H26V137H25V139L24 138H21V137H24L25 135L24 134H26L27 136H28V133H26V132H28L27 130H29V133H30V131H31V134H30V137L33 135L32 133L34 132V131H36V127H35V130L32 128L33 127V125H34V123L35 122H32L31 124H32V127L29 125V127H31V129L33 130V132H32V130H30V128L29 129H27L28 127V125L26 126V119L23 117V120L25 119V121H22V122H25V123H22L21 122V118L20 117H22L21 115L23 114V116H24V114L25 115H27L25 112H30V111H25L26 109L28 110H31L32 109V111L33 112H35V113H39V111H41L42 109H43V114L44 115H46L45 113H47L48 114V116L49 115H51V112L50 111H55L54 110V107L55 106H51V104L53 103V102H55V100L56 99H60V100H62V101H64V102H66L67 100H69V99H71V103L72 102H76V101H78L77 99H79L80 97L81 98H84L85 100H86V98H90V99H94V100H100V99H108V100H111V99H117V100H120V101H122V102H131L132 103V101L134 100H131L133 97L135 98V97H139L140 98V95H139V93L138 94H136V93H134L137 89L135 88V87H132V89L134 88V89H136L135 91L133 90L132 91V89H131V93H130V91L128 92V88H126V86L125 87H121V86H123V83H124V85H125V83H127L128 84V79L131 81L132 79L130 78V76H126V77H128L127 79H125V77H122V78H124L126 81H124V82H122V81H120V80H123L122 78H120V79H118V76H120V74L121 73H119V74H117V76L115 75V76H112V71H113V69L112 68H114V67H111V68H109L110 69V71H111V74H110V71L108 70V72H107V68L105 69L106 70V72L107 73H109L110 75H111V77L109 78L106 74H104V75H106V77H108L110 80L108 81V80H106L107 81V84L106 83H102V84H106V88H104L105 90L103 91V90H99L101 87H103V85L101 86V84L97 87L96 85H94L92 88H90V87H88L86 84H84V83H87V81L88 82H92V81H95V79L98 77V78H100V80H101V77L103 78V80L105 79L104 77V75H94V73H93V71L91 72V71H87L86 73H84V75L82 74V73H80V75L81 76H85L84 78H82L81 76H79V75H77V79H73V76H76V72L78 71V70H80V68H78V69H76L74 72H72L73 71V69H71V71H70V73L71 74H69V73H67L68 71H66V69H63V67H62V69H63V73H62V71H61V69L59 70L57 67H59V66H54L56 69H58L59 71H61L60 73L62 74H60V73H58L57 74V72H59V71H57L56 72V70H55V73H56V76L54 77L52 74L54 73V69L52 70L53 71V73L51 74L54 78H53V80L54 79H56L57 81H65V80H67L68 81V84H76V85H78L77 86V89L75 88V90H77V91H74V90H72V88H71V91H73L72 93H71V91H69V89H68V86H66L65 87V85H63L62 83H59V86H58V83H56L55 81H53L52 80V78H51V83L52 84H54V83H56V84H54V85H51L50 84V82H49V84H48V82L46 83V84H43V81H45L44 80V78L47 76V75H44V74H48V72L47 73H42V72H40V71H38V70H42L43 72L45 71L44 69H48L47 68V66L49 65V67L50 66H52V65H50V64H48V63H46L45 62V60L43 59L42 60V57L44 56L43 54H44V51H43V53L41 54V56H40V52L38 53L39 55H37V53L36 52H33V54L31 53V52H28V50H26L27 51V53H26V51L23 53H21ZM53 51V52H52ZM45 52V53H46ZM57 52V55H52L53 53H56ZM61 52V53H60ZM181 52V51H180ZM21 53V54H20ZM26 53V54H25ZM104 54H103V56L105 57V60L106 61H109V62H115V57H114V53L112 52V51H107V52H103ZM179 53V52H178ZM187 54L189 53V52H186ZM193 54L192 55H194V53L195 52H192ZM17 54H20V55H18L17 56ZM23 54H25V55H27V56H24ZM35 54V57H36V59L34 58V56H32V55H34ZM60 54V55H59ZM182 54V53H181ZM187 54H186V56H187ZM248 54H249V52H248ZM21 55L23 56V57H21ZM29 55H31V57H29ZM38 57H37V56ZM43 55V56H42ZM47 55V54H46ZM44 56L43 58H48V55L47 56ZM62 55V56H61ZM118 55V54H117ZM167 55H168V52H167ZM190 55H191V53H190ZM20 56V57H19ZM56 56V57H55ZM171 55H169V57H170ZM176 56V55H175ZM181 56H184V54L183 55H181ZM247 56V55H246ZM29 57V58H28ZM39 57H41V60L43 61H39ZM51 57H50V60H51ZM180 57V56H179ZM179 57H177V59L179 58ZM194 57V56H193ZM253 57H254V60L256 61V67H257V70H255L254 69V72H256L257 71V73H255L256 75H257V80L259 81L258 83L261 85V89H258V90H255L254 89V91L252 90V89H250V91H251V93H248V94H250L249 95V97H243V96H241V99H240V102H241V105L243 106V108H251L252 107V105L254 104V106L256 105V106H258L257 108H259L260 109V107L263 109L264 108V106L262 105L263 103H264V41L261 43V44H259V46L257 45V47H256V50H255V52H254V54H253ZM84 58V57H83ZM100 58H102V59H104L101 55H100ZM181 59L183 58V57H180ZM55 59V60H56ZM169 59V58H168ZM180 59V60H181ZM48 60V59H47ZM58 60H56V61H58ZM106 61L104 62V63H106ZM120 61H122L123 62V60H120ZM251 61V60H250ZM95 62V61H94ZM126 62V61H125ZM180 62V61H179ZM188 62V61H187ZM187 62H182V66L184 67L185 66V64L186 65H188L189 63H187ZM198 62V61H197ZM215 62V61H214ZM57 63H59V62H57ZM60 63V64H61ZM77 63V62H76ZM251 63H252V61H251ZM254 63V62H253ZM36 64H37V66H38V68L36 67ZM43 64V65H42ZM44 64H47V65H45L44 66ZM124 64V63H123ZM180 64V66H181V63H179ZM178 64V65H179ZM33 65L35 66V67H33ZM42 65V66H41ZM190 65V64H189ZM202 65V64H201ZM251 65V64H250ZM40 66V67H39ZM44 66V67H43ZM173 66V65H172ZM194 66V65H193ZM192 66V67H193ZM197 66V65H196ZM205 66V65H204ZM81 67V66H80ZM178 67V66H177ZM189 67V66H188ZM211 66H209V68H210ZM220 67V66H219ZM22 68V70H20ZM30 68H34L35 70H37L38 72H40V76L42 77V74L45 76H43V81H42V78L40 79L39 77H38V79H40V80H37L38 82H37V84H36V82H34V81H36V80H34L33 81V76L35 75L34 73H35V71H33L32 69L30 70ZM51 68H53V67H51ZM65 68H66V66H65ZM85 68V67H84ZM117 68H119L118 66H117ZM180 68V67H179ZM205 68H208V66L207 67H205ZM254 68V67H253ZM29 69V70H28ZM69 70H70V68H68ZM67 69V70H68ZM112 69V70H111ZM175 69V68H174ZM186 69V68H185ZM17 70H18V72H20L19 74L20 75H22V79L21 80H24V81H26L27 82V84H24V85H27V87H25L24 89L22 88H20V87H22V86H24L23 84H21V81L17 78V76L15 75V74H17V75H19L18 73H15V72H17ZM20 70V71H19ZM83 69L81 68V70H80V72L82 71ZM104 70V71H105ZM192 70V69H191ZM202 70H204V67L202 68ZM206 70V69H205ZM204 70V71H205ZM219 70V69H218ZM30 71H33V72H31L30 73ZM36 71V72H37ZM47 71V70H46ZM45 71V72H46ZM49 71V70H48ZM64 71H66V72H64ZM116 71H119V69L118 70H116ZM116 71H113V73L115 72L116 73ZM184 71H188L189 72V69L187 70H184ZM222 71V70H221ZM224 71V70H223ZM120 72V71H119ZM175 72V71H174ZM178 72V71H177ZM182 72H183V70H182ZM188 72H183L184 74L185 73H187V75H188ZM197 73L198 72H201V70L199 71V70H197L196 71ZM50 73H51V70H50ZM66 73V74H65ZM75 75H74V74ZM78 73H79V71H78ZM91 74V76L93 77V79H94V77H95V79L93 80L91 77H90V75H88V74ZM124 72H122V76L124 75V74H126V73H124ZM176 73V72H175ZM174 73V74H175ZM203 73V72H202ZM219 73V72H218ZM12 74H14L13 76H12ZM32 74H33V76H32ZM64 74V75H63ZM86 74H87V76H86ZM178 74V73H177ZM204 74V73H203ZM245 74V73H244ZM37 75H39V73H37ZM49 75V74H48ZM196 75H198V74H195V76ZM240 75V77L241 78H245L246 80H245V85H248L249 83H250V78H246L245 77V75H243V73H240L239 74ZM36 76V75H35ZM34 76V77H35ZM62 76H64V78L62 77ZM101 76V77H100ZM104 76V77H103ZM195 76H194V78H195ZM205 76V75H204ZM222 76V75H221ZM21 77V76H20ZM19 77V78H20ZM51 77V76H50ZM58 77V78H57ZM62 79H60V78ZM113 77V80L114 81H112V78ZM121 77V76H120ZM192 77V76H191ZM208 77H210V76H208ZM223 77V76H222ZM229 77V76H228ZM236 77V76H235ZM36 78V77H35ZM46 78H48V76L46 77ZM97 78V79H98ZM116 80H115V79ZM133 78V77H132ZM224 78V77H223ZM237 79H238V77H236ZM18 81H20V82H17V80ZM96 79V80H97ZM203 79H205V78H203ZM85 80H87L86 82H85ZM90 80V81H89ZM99 79L97 80V81H99L100 83H101V81H100ZM118 80V81H117ZM188 80H189V78H188ZM187 80V81H188ZM240 80V79H239ZM39 81H40V83H39ZM47 81H50V80H47ZM111 81V82H110ZM130 81H129V84L128 85H130ZM132 81H134V82H136V80L134 79V80H132ZM131 81V83H134V82H132ZM207 81V80H206ZM206 81H204L205 83H206ZM209 81V80H208ZM210 81H212V80H210ZM210 81L208 82L209 83V85H210ZM254 81V80H253ZM23 82V81H22ZM105 82V81H104ZM108 82H109V84H108ZM114 82L115 83H117L118 85H121L120 87H118V88H116L118 85H116V87H113L112 88V85H111V88H109V87H107V85H109L110 86V84L111 83H113V86H114ZM120 82H121V84H120ZM145 82V81H144ZM182 82V81H181ZM194 82V81H193ZM192 82V83H193ZM204 82H201V84H203ZM214 82V81H213ZM19 83V84H18ZM137 83V82H136ZM189 83V82H188ZM192 83H190V84H192ZM197 83V82H196ZM196 83H194V84H196ZM204 83V84H205ZM215 83V82H214ZM214 83H212V84H214ZM218 83V82H217ZM255 83V82H254ZM257 83V82H256ZM61 84V85H60ZM85 85L84 87H81L80 85ZM97 84H99V83H97ZM186 84V83H185ZM193 84V85H194ZM203 84V85H204ZM211 84V85H212ZM22 85V86H21ZM37 85H38V87H37ZM90 85V84H89ZM133 85H135V84H132L131 86H133ZM140 85V84H139ZM187 85V84H186ZM189 85V84H188ZM187 85V86H188ZM208 85V84H207ZM210 85V86H211ZM215 85V84H214ZM214 85H212V86H214ZM217 85H219V84H217ZM217 85H215V87H217ZM221 85V84H220ZM219 85V86H220ZM228 85V84H227ZM227 85H226V87H227ZM44 86V87H43ZM49 86H51L50 87V92L48 93V90H49ZM53 86H55V87H58V89L57 88H52ZM105 86V85H104ZM136 87L138 86V85H135ZM142 86H143V84H142ZM190 86V85H189ZM188 86V87H189ZM195 87H197L196 85H194ZM210 86H207L208 88H210ZM229 86V85H228ZM232 85H230L229 87H231ZM234 86V85H233ZM47 87V88H46ZM70 87V86H69ZM75 87V86H74ZM97 87V88H96ZM141 87V86H140ZM139 87V88H140ZM144 87H146V86H144ZM215 87H212L213 89H215ZM224 88H221V86H220V88L222 89V91L224 90V89H227V88H225V86H223ZM257 87V86H256ZM37 88H39V89H37ZM54 90H58L59 91V93L58 94H55L56 93V91H52V89ZM64 88H66V89H64ZM107 88L108 89H110V90H107ZM115 88V89H114ZM138 88V87H137ZM138 88V89H139ZM147 88V87H146ZM190 88H194L192 85L190 86ZM206 88V87H205ZM204 88V89H205ZM211 88V89H212ZM255 88V87H254ZM46 90V89H48L46 92L44 91V90ZM62 89V90H61ZM64 89V90H63ZM68 89V90H67ZM112 89V90H111ZM152 89V88H151ZM218 89V88H217ZM237 89H239V88H237ZM236 89V91L238 92V90ZM39 90H40V92H39ZM144 90V89H143ZM199 90V89H198ZM202 90V89H201ZM229 90H231V89H229ZM61 91H62V93H61ZM67 91H69V92H67ZM138 91V90H137ZM140 91V90H139ZM146 91V90H145ZM147 91H149V90H147ZM146 91V92H147ZM152 91V90H151ZM197 91V90H196ZM228 91V90H227ZM232 91V90H231ZM52 92V93H51ZM65 94H64V93ZM67 92V93H66ZM54 93V95H56V97L53 95V97H55V98H53V99H55L54 101H52L53 99H52V94ZM71 93V94H70ZM142 93V92H141ZM208 93V92H207ZM223 93V92H222ZM143 94L145 95V92L143 91ZM153 94V93H152ZM201 94H203V93H201ZM237 94V93H236ZM244 94V93H243ZM63 95V96H62ZM71 95V96H70ZM147 95V94H146ZM145 95V96H146ZM205 95V94H204ZM204 95H203V97H204ZM51 96V97H50ZM141 96H142V94H141ZM172 96V95H171ZM235 96V95H234ZM247 96V95H246ZM48 97V98H47ZM50 97V98H49ZM58 97V98H57ZM144 97V96H143ZM154 97V96H153ZM165 97V96H164ZM198 97V96H197ZM196 97V98H197ZM200 97H202V96H200ZM243 97V98H242ZM63 98H65V100L63 99ZM168 98V97H167ZM166 98V99H167ZM170 98V97H169ZM174 98V97H173ZM234 98V97H233ZM238 98V97H237ZM52 101H50V100ZM67 99V100H66ZM148 99H152V98H148ZM147 99V100H148ZM192 99H195V97H192ZM199 99V98H198ZM43 100V101H42ZM44 100H46V103H45V101ZM59 100V101H60ZM137 100V99H136ZM142 100H144V98L142 99ZM154 100V99H153ZM156 100V99H155ZM174 100V99H173ZM229 100V99H228ZM238 100H239V98H238ZM49 102V104H48V102ZM70 101V100H69ZM68 101V102H69ZM81 101V100H80ZM93 101V100H92ZM97 101V102H98ZM182 101V100H181ZM222 101V100H221ZM231 100H229V102H230ZM41 102H44V106H46V107H44V106H42V107H40L41 106ZM57 102V101H56ZM96 102V103H97ZM104 102V100L102 101V103ZM107 102V101H106ZM140 102V101H139ZM139 102H137V103H139ZM176 102V101H175ZM228 102V101H227ZM67 103V102H66ZM78 102H76L75 103V105L73 106L74 108H75V106H76V108H77V110L79 109H82V107H80L79 105H80V102L77 104ZM95 103V104H96ZM101 103V102H100ZM135 103H136V101H135ZM198 103V102H197ZM50 105L49 107H48V105ZM57 104V103H56ZM55 104V105H56ZM60 104V103H59ZM74 103H72V105H73ZM90 104V103H89ZM105 104V103H104ZM65 105V106H64ZM71 105V104H70ZM123 105V104H122ZM130 105V104H129ZM133 105V104H132ZM132 105H130V106H132ZM192 105V104H191ZM190 105V106H191ZM260 105V106H259ZM57 106H59V105H57ZM62 106V104H60V108H62L60 111L61 112H64V113H60V111H59V109L60 108H58V109H56V107H55V109H56V111H55V113H52L53 115L52 116H54L56 113H60L59 115L61 116H59V115H57L56 114V117L57 116H59V117H57V118H60V120H62L63 121V118H65L64 119V121H65V123L66 124H69V121L70 122H72L73 120H75V118H74V114H73V117H72V115H71V118H73V120L71 121L70 119H69V117H70V111L72 112V111H74L75 110V112H78L76 109H73V108H71V106H69L68 105V103L67 104H64L63 103V106H64V108L63 107H61ZM66 106L67 107H70L71 109H73V110H71L70 108H67L66 109ZM78 106V107H77ZM91 106V105H90ZM89 106V107H90ZM102 106V105H101ZM112 106V105H111ZM126 106H127V104H126ZM137 106V105H136ZM148 106V105H147ZM190 106H188V107H190ZM193 106V105H192ZM253 106V107H254ZM96 107H98V106H96ZM134 107V106H133ZM139 107V106H138ZM197 107V106H196ZM195 107V108H196ZM252 107V108H253ZM50 108V109H49ZM84 108V107H83ZM110 108V107H109ZM120 108V107H119ZM135 108V107H134ZM141 108V107H140ZM184 108V107H183ZM201 109H202V107H200ZM199 108V109H200ZM256 108V107H255ZM256 108V109H257ZM41 109V110H40ZM52 109V110H51ZM70 111H69V110ZM87 109V108H86ZM93 109V108H92ZM142 109V108H141ZM157 109H159V108H157ZM185 109H187V108H185ZM198 109V108H197ZM256 109L255 110H253L254 111V113L256 114ZM257 110V112L259 113L260 112V110H262V109H260V110ZM50 110V111H49ZM62 110H64V111H62ZM90 110V109H89ZM117 110L118 109H116V111L114 110V112L115 113H117ZM131 110H133V108L131 109ZM181 110H183V109H181ZM25 111V112H24ZM32 111L30 112V114L29 115H31V113H32ZM46 111V112H45ZM58 111V112H57ZM65 111H67L66 113H65ZM69 111V112H68ZM85 111V110H84ZM111 111V110H110ZM128 111V110H127ZM142 111V110H141ZM227 111V110H226ZM248 111H252V110H248ZM248 111H246L245 109H244V114H243V112L241 113V114H237V118H236V115H234V114H236V113H232V114H229L230 116H228V114H226L225 113V115H227V116H225L227 119H229L230 120V118L231 117H235V118H231V123L230 122H228V121H226L227 119L225 118H222V119H224V120H222L221 118V120H222V122L223 121H225V123L227 122V123H229L228 125L226 124L225 125V123H224V125L222 124V126H221V124H217V127H216V124H215V127H214V130H215V128L216 129H219L218 131H212L213 133H214V135L216 136V134H218V133H216V132H219L220 134L219 135H217V137H219L221 134L222 135H227L225 132H227V133H229V135L231 136V132H229L230 131V129H231V124L233 125L234 123L235 124H237L238 123V125H240L239 123H242V121H243V123H242V126H244L245 124L244 123H246V122H248V121H244V119H247V118H250V120H252L253 119V117H252V114H251V117L249 116L250 115V113L248 114ZM263 111V110H262ZM48 112H50V113H48ZM112 112H113V110H112ZM112 112H111V114H112ZM122 112V111H121ZM181 112H184V111H180V113ZM228 112V111H227ZM247 112V113H246ZM74 113V112H73ZM79 113V112H78ZM81 113V112H80ZM108 113V112H107ZM120 113V112H119ZM119 113H118V115H119ZM143 113V112H142ZM185 113V112H184ZM184 113H181V114H183L184 115ZM216 113H218V112H216ZM216 113H213V114H215L216 115ZM240 113V112H239ZM252 113V112H251ZM254 113H253V115H254ZM109 114H110V112H109ZM121 114V113H120ZM124 114V113H123ZM186 114V113H185ZM262 114V115H261ZM43 115V121L44 122H46V123H44V125L46 126V128L47 129H50L49 128V125H48V123H49V121H48V116L46 115V116H44ZM64 115V116H63ZM67 117H66V116ZM84 115V114H83ZM122 115V114H121ZM187 115V114H186ZM232 115V116H231ZM261 117H260V116ZM63 116V117H62ZM106 116H107V114H106ZM110 116V115H109ZM132 116V115H131ZM155 116V115H154ZM167 116V115H166ZM178 116L180 117V116H182V115H179V113H178ZM27 117V116H26ZM29 117V116H28ZM27 117V118H28ZM31 117H33V116H30V118ZM47 117V118H46ZM75 117H77V115L75 116ZM78 117H81V116H79L78 115ZM84 117V116H83ZM183 117V116H182ZM207 117V116H206ZM228 117H230V118H228ZM256 116H254V118H255ZM258 117L259 118H262V121H261V123H260V119L258 120L257 118H256V120H258V121H256L255 119H253V120H255L256 121V123L257 124H254L253 125V127H256L255 129H254V132H253V130L250 128V127H248V125H249V123H247V125L245 126V127H248V132H251V130H252V132L253 133H250L247 137V139L244 137L246 134H244L243 133V130H242V132L241 133H243V135L242 134H240V135H242V136H240V135H238L237 137H239L238 139H240L241 137L244 139V140H246V141H242V143L240 144V141L239 140H237V142H239V143H237V144H240V145H237V144H235V145H237L238 147H237V151H239L240 153H246V150H248L250 153H252V155H253V152H254V150H257L258 148H259V150H261L260 152L259 151H255V152H257V153H261V157H258V160H257V156H260V155H257L256 154V160H255V162L252 164L251 163V165H250V163H249V165L251 166V168H250V166H248V168H246L245 170H243V171H241L242 173H243V175L245 176V178H246V180H247V185H245L244 184V182H243V186L244 187H241V186H238V188L240 187V188H243L242 189V191L240 190H236V191H239L238 192V194L239 193H241L242 194V196H241V194H239L240 196H241V198L240 199H243L244 201H242L241 200V202H237V201H234L236 204H239L238 206H240V207H238L237 205H233V203L234 202H232V205L231 206H229V205H227V206H229V208L230 207H232V208H230V209H232V211L230 212V214H228L229 212H228V208L227 209H225V208H222V213H223V209H224V211H226L227 210V214H225V213H223L222 215H221V211H220V213L219 212H217L218 214H212V215H214V218H215V220L214 219H212V221L214 220L215 222L217 221L218 222V224H220V228H219V230H220V235L222 236V244L223 245H232L231 243L234 241V239H235V237H236V242H238V243H236V242H234L235 243V245H241V247H242V249H239V248H237L236 250L233 248V250H229L230 252L232 251V253L231 254H234L235 256H233V255H231L230 254V252L228 253V254H230L231 256L230 257H227L226 256V258H224V261H222V258L220 259L219 258V254H221V257H222V254H223V251H224V249H221L222 251L219 253L217 250H216V245H214L215 246V250L213 249V245L212 246H210V245H206V243L208 242V241H212V238H214V232L212 231V230H214L213 228H212V226H207V223L208 222H210V221H206L205 223H206V226H205V224H203V222H202V225H200L196 230H191L190 228L192 227L193 228V225H192V220L191 221H189V223L191 222V227L189 226L188 228H187V226H186V228H187V230H189V233L190 232H192V235H194V234H196V233H194L195 231H197V233H198V236L200 235L202 238H203V243H205V244H203V245H206L207 246V248L208 249H205L204 250V248H202L201 249V251H203V254H202V256L201 255H199V251L200 250H197L196 251V249H195V252H197L196 254H195V252H194V248H191L192 249V251L190 250V246L191 245H188L187 244V246L185 245V243H184V245H185V247H184V249H188V253L189 254H187V256H189L190 255V253L193 255V257L194 256H199V259L197 258H194L193 259V261H192V263L193 264H225L227 261H228V263H229V261H233V259H237V263L236 264H264V111L263 112H261V113H259L258 114ZM36 118V117H35ZM34 118V119H35ZM62 118V119H61ZM69 120H68V119ZM125 118V117H124ZM168 118V117H167ZM187 118H190V117H188L187 116ZM192 118V117H191ZM252 118V119H251ZM19 119H20V123H19ZM38 119H39V117H38ZM47 119V120H46ZM49 119L52 121V119L49 117ZM66 119H67V121H66ZM118 119V118H117ZM120 119V118H119ZM133 119H135V117L133 118ZM133 119H132V122H134L133 121ZM152 119V118H151ZM36 120V119H35ZM40 120H42V119H40ZM46 120V121H45ZM57 120V119H56ZM56 120H54V121H52L53 122V125H56L57 127H59V123H58V121H56ZM59 120V121H60ZM108 120H109V117H108ZM111 120V119H110ZM115 120V119H114ZM122 120V119H121ZM120 120V121H121ZM154 120V119H153ZM249 120V122H251V124L253 123V122H255V121H250ZM31 121H34V120H31ZM56 121V122H55ZM62 121H61V124H63L62 123ZM79 121H83L82 120V118L81 119H79V120H77V118H76V123H78ZM124 121V120H123ZM142 121V120H141ZM146 121H147V119H146ZM171 121V120H170ZM187 121V120H186ZM193 121V120H192ZM195 121V120H194ZM193 121V122H194ZM27 122H28V120H27ZM37 122V121H36ZM87 122V121H86ZM127 122V121H126ZM159 122V121H158ZM218 122V121H217ZM23 124V126L22 127H26V129L24 128V130L22 129V127H21V130H22V132H24L23 134H21V137H20V134L18 135V131L20 130V124ZM28 123H30V122H28ZM27 123V124H28ZM38 123V122H37ZM55 123H58V125L57 124H55ZM64 123V124H65ZM80 123H82V122H80ZM89 123V122H88ZM117 123H119V122H117ZM130 123V122H129ZM137 123H138V121H137ZM149 123V122H148ZM25 124V125H24ZM83 124V123H82ZM128 124V123H127ZM127 124H125V127H126V125ZM234 124V125H235ZM251 124H250V126H251ZM20 125V126H19ZM40 125V124H39ZM38 125V126H39ZM52 125V126H53ZM72 125H74V121H73V123L72 124H69V127L70 126H72ZM80 124L78 123V125L77 126H79ZM84 125V124H83ZM86 125V124H85ZM114 125V124H113ZM120 124H118V126H119ZM129 125V124H128ZM145 125H147L146 123H145ZM220 126V128H219V126ZM65 126H67V125H65ZM65 126H63V127H65ZM99 126H100V124H99ZM115 126V125H114ZM117 126V127H118ZM129 126H131V125H129ZM129 126H127V127H129ZM149 126V125H148ZM51 127V126H50ZM73 127V126H72ZM106 127V126H105ZM124 127V128H125ZM132 127V129H133V125L131 126ZM135 127V126H134ZM180 127V126H179ZM182 127V126H181ZM224 127V128H223ZM39 128V127H38ZM37 128V129H38ZM56 128V127H55ZM61 128V127H60ZM68 127H66V130H68L67 129ZM78 128H80V127H77L76 129H78ZM85 127H83V129H84ZM87 128H89V127H87ZM130 128V127H129ZM143 128V127H142ZM141 128V129H142ZM178 128V127H177ZM193 128V127H192ZM249 128H250V131H249ZM72 129V128H71ZM69 130V131H73V130ZM82 129V130H83ZM143 129H145V128H143ZM243 129H244V127H243ZM20 130V131H21ZM51 130V129H50ZM85 130V129H84ZM82 131V133H84L85 131ZM99 130H100V128H99ZM129 130V129H128ZM126 131V132H129L130 133V131ZM135 130V129H134ZM133 130V131H134ZM149 130H151V129H149ZM185 130V129H184ZM190 130V129H189ZM203 130V129H202ZM221 130V131H220ZM101 131V130H100ZM141 132H142V130H140ZM139 131V132H140ZM156 131V130H155ZM178 131L180 132V130L178 129ZM40 132V131H39ZM63 133H64V131H62ZM66 132V131H65ZM113 132H116V130L114 129V131ZM120 132V131H119ZM132 132V131H131ZM222 132V133H221ZM247 132V133H248ZM81 133V132H80ZM122 133V132H121ZM120 133V134H121ZM132 133H134V132H132ZM136 133V132H135ZM158 133V132H157ZM185 133H187V132H185ZM196 133H197V131H196ZM205 133H207V132H204V134ZM213 133H210V131H209V134L211 135V134H213ZM54 134V133H53ZM52 134V135H53ZM62 134V133H61ZM68 134V136H69V134H71L70 132H67L66 133V135ZM110 134H113L114 135V133H110ZM118 134V133H117ZM124 134V133H123ZM140 134V133H139ZM144 134L146 135L147 133L146 132H144ZM143 134V135H144ZM149 134H151V133H148V135ZM154 134V133H153ZM184 135V136H186V135H188V134H184V133H180V135ZM195 136H192V135H190V136H187V137H191V138H194V137H196V134L195 133H193ZM208 134V133H207ZM207 134H206V138L204 139V140H207L208 139V137H207ZM78 135H80V136H83V135H85V134H78ZM113 135H112V137H113ZM144 135V136H145ZM152 135V134H151ZM210 135H209V138H210V140L209 141H211V137L213 138V140L215 139L216 140V138L217 137H215L214 138V135H212L211 137H210ZM229 135H227L228 136V138H229ZM232 135H234V134H232ZM42 136V137H41ZM62 136H63V134H62ZM110 136V135H109ZM108 136V137H109ZM115 136H116V134H115ZM115 136H114V138H115ZM131 136V135H130ZM143 136V137H144ZM159 136V135H158ZM166 136V135H165ZM235 137H236V135H234ZM51 137V136H50ZM63 137H66V136H63ZM72 137V136H71ZM83 137H87L86 135L85 136H83ZM105 137V136H104ZM124 137V136H123ZM140 137H141V135H140ZM143 137H141L142 139H143ZM145 137H147V136H145ZM187 137H186V139H187ZM200 137V135L198 134V138ZM203 137H205L204 135H203ZM226 137V136H225ZM235 137H230L231 139H226V140H230L229 142H232V140L234 141V139H235ZM77 138H79V137H77ZM116 138H117V136H116ZM136 138H137V136H136ZM139 138V137H138ZM166 138H168L167 136H166ZM180 138V137H179ZM197 138V137H196ZM202 138V135H201V137H200V139ZM221 138V137H220ZM233 138V139H232ZM85 139H87V138H85ZM84 139V140H85ZM90 139V138H89ZM184 139V137L182 138L181 137V141H184L183 140ZM189 139V138H188ZM203 139V138H202ZM201 139V140H202ZM218 139V138H217ZM222 139H223V137H222ZM50 140V141H49ZM67 140H69V139H64V142H67L68 143V141ZM88 140V139H87ZM145 140V139H144ZM146 140H148V138H146ZM190 140H192V139H189L188 141H190ZM194 141H195V138L193 139ZM193 140L192 141H190L189 143H192L193 142ZM204 140H202L203 142H201L200 143V141L198 142L199 143V145L201 146V144L202 145H204ZM207 140V142H205V143H208L209 141ZM214 140V141H215ZM42 141V140H41ZM185 141H187V140H185ZM187 141V142H188ZM218 141V140H217ZM217 141H215V143L214 144H216L217 143ZM43 142V141H42ZM70 142V141H69ZM154 142V141H153ZM169 142V141H168ZM220 141H218V144H220L219 143ZM37 143V144H36ZM73 143V142H72ZM87 143V142H86ZM90 143V142H89ZM143 143V142H142ZM155 143V142H154ZM210 143H212V141L210 142ZM225 143V142H224ZM226 143H228V142H226ZM233 143V142H232ZM40 144V148L37 146V145H39ZM77 144H78V142H77ZM194 144H197V143H195L194 142ZM217 144V145H218ZM231 144V143H230ZM74 145V144H73ZM76 145V144H75ZM80 145V144H79ZM84 145H86V144H84ZM190 145H192V144H190ZM198 145V144H197ZM210 145V144H209ZM208 145V146H209ZM221 145V144H220ZM226 145V144H225ZM235 145H231V146H233V147H235ZM38 148H37V147ZM81 146V145H80ZM173 146V145H172ZM185 146H187V145H185ZM205 146H207V144L205 145ZM211 146V145H210ZM228 146H230V145H227V151H232V149H233V147L231 148V146L228 148ZM47 147H48V149H47ZM59 147V146H58ZM89 147V146H88ZM87 147V148H88ZM189 147V146H188ZM212 147V146H211ZM224 148H225V146H223ZM252 147H257L256 149L255 148H252ZM35 148H37V150L35 149ZM43 150H42V149ZM100 148V147H99ZM213 148V147H212ZM222 148V147H221ZM221 148H219V149H221ZM223 148V149H224ZM252 148V150H253V152H251L250 151V149ZM41 149V150H40ZM64 149V148H63ZM66 150H67V148H65ZM89 149H90V147H89ZM102 150H103V148H101ZM178 149V148H177ZM180 149V148H179ZM199 149V148H198ZM214 149V148H213ZM226 149V148H225ZM38 150H40V151H38ZM197 150V149H196ZM44 151V152H45ZM65 151V150H64ZM223 151H226V150H223ZM31 152V153H32ZM157 152V151H156ZM156 152H154V154L156 153ZM158 152H160V151H158ZM167 152V151H166ZM165 151L164 152H162V155H164L163 153H165V154H167ZM228 152V153H229ZM32 153V154H33ZM161 153V152H160ZM217 153V152H216ZM244 153V154H245ZM27 154V153H26ZM63 154V153H62ZM153 154V155H154ZM159 154V153H158ZM218 154H220L219 152H218ZM243 154V155H244ZM28 155V154H27ZM27 155H25L26 156V159H34V160H36V158L35 157H37L38 158V156L39 155H35V153L33 154V156H35L34 158H33V156H31L30 157V155H28V158H27ZM141 155V154H140ZM149 155H152V153L151 154H149ZM184 155V154H183ZM226 155V154H225ZM56 156H58V155H56ZM60 156V155H59ZM175 156H176V154H175ZM221 156H222V154H221ZM221 156L219 155L218 157H220V161H222L221 160ZM230 156H232L231 154H230ZM45 159L47 160V161H50V159H55L56 157H54L53 156V154H46L45 156ZM66 157H68V156H66ZM73 157H74V155H73ZM133 157V156H132ZM146 157V156H145ZM154 157V159H155V156H153ZM162 157H166L167 159H168V157H169V159L171 160V156H168V154H167V156H161V158ZM187 157V156H186ZM185 157V158H186ZM224 157V155L222 156V158ZM227 157V156H226ZM225 157V158H226ZM254 157V156H253ZM48 158H50L49 160H48ZM58 158V157H57ZM60 158V157H59ZM61 158H63L62 156H61ZM76 158V157H75ZM128 157H126V159H127ZM130 158V157H129ZM136 158V157H135ZM159 158V157H158ZM161 158H160V160H161ZM172 158H174V156H172ZM250 158V157H249ZM26 159H25V161H26ZM52 160V161H55V160ZM64 159V158H63ZM62 159V160H63ZM70 158L68 157V160H69ZM78 160H81V158L79 159V158H77ZM83 159V158H82ZM125 158L123 159V160H126ZM149 160V159H151V158H145V160ZM152 160V161H155V160ZM176 160H174V161H176V163H177V158H175ZM179 159V158H178ZM187 159V158H186ZM227 160L229 159L228 157L226 158ZM225 159V160H226ZM231 159H232V157H231ZM239 159V158H238ZM237 159V160H238ZM28 160V161H29ZM38 160V159H37ZM78 160H75L74 159V161L76 162V161H78ZM144 160V163L146 162ZM157 160V159H156ZM169 160V161H170ZM172 160V161H173ZM182 160L184 161L185 159H183L182 158ZM199 160V159H198ZM227 160L225 161V164L227 163ZM24 161V160H23ZM41 161V159L39 160V162ZM57 161V160H56ZM151 161V160H150ZM157 161H159V160H157ZM169 161H168V163H169ZM171 161V162H172ZM246 162L248 161V160H245ZM33 162V165H34V163H35V166H36V161H32ZM32 162H30V164H32ZM42 162V161H41ZM40 162V163H41ZM68 162V161H67ZM74 162V163H75ZM78 162H81V161H78ZM77 162V163H78ZM125 162V161H124ZM135 162H137V161H135ZM149 162V161H148ZM181 162V161H180ZM199 162V161H198ZM252 162V161H251ZM23 163H25V162H22V164ZM26 163H28L27 161H26ZM25 163V164H26ZM70 163H72V162H70ZM76 163V164H77ZM97 163L98 162H96V166H97ZM126 163V162H125ZM128 163V162H127ZM133 163V162H132ZM141 163V162H140ZM147 163V162H146ZM150 163V162H149ZM173 163H175V162H173ZM223 163V162H222ZM29 164V165H30ZM39 164V163H38ZM37 164V165H38ZM100 164V163H99ZM124 164V163H123ZM129 164V163H128ZM127 164V165H128ZM142 164H143V162H142ZM148 164V163H147ZM162 164V163H161ZM219 164V163H218ZM228 164V163H227ZM230 164V163H229ZM228 164V165H229ZM44 165H45V163H44ZM60 165V164H59ZM68 166H69V164H67ZM74 165L75 164H72V165H70V166H72V167H74ZM101 165V164H100ZM127 165H123V166H127ZM138 165V164H137ZM141 165V164H140ZM168 165V164H167ZM244 165H245V163H244ZM23 166L25 167L26 165H24L23 164ZM31 166V165H30ZM29 166V167H30ZM34 166V167H35ZM47 166H48V164H47ZM50 166V165H49ZM65 166H66V164H65ZM69 166V167H70ZM165 166V165H164ZM173 166V165H172ZM218 166H220V165H218ZM33 167V166H32ZM31 167V168H32ZM67 167V166H66ZM98 167V166H97ZM128 168H129V165L127 166ZM144 167V166H143ZM148 167V166H147ZM168 167H169V165H168ZM229 167V166H228ZM107 168V167H106ZM105 168V171L103 172L104 174L105 173H108L106 170L108 169H106ZM128 168L126 169V170H128ZM132 168V167H131ZM134 168V167H133ZM138 168H140V167H138ZM137 168V169H138ZM145 168V167H144ZM153 168H156V167H153ZM157 168H158V166H157ZM200 168V167H199ZM201 168H203V167H201ZM204 168H205V166H204ZM221 168V167H220ZM223 168V167H222ZM238 168V167H237ZM244 168V167H243ZM74 169V168H73ZM125 169V168H124ZM140 169H142V167L140 168ZM140 169H139V171H140ZM160 169V168H159ZM111 170H113V169H111ZM153 170V169H152ZM197 170V169H196ZM196 170H194L195 172H196ZM4 171H7L8 172V175L6 174V172H4ZM19 171H20V173H19ZM25 171V170H24ZM63 171H66V170H63ZM62 171V172H63ZM124 171V170H123ZM138 171V170H137ZM136 171V172H137ZM144 171V170H143ZM142 171V172H143ZM158 171V170H157ZM160 171V170H159ZM163 171V170H162ZM193 170L191 171V173H193L194 172ZM203 171V170H202ZM207 171V170H206ZM206 171H204V172H206ZM235 171V170H234ZM237 171H240V168H239V170H237ZM38 172V171H37ZM62 172H59V174L58 173H55L54 174V172H51V170H50V172H40V170H39V172H38V174L36 173V175L35 176H37L38 177V179H39V177L40 176H38L40 173H41V175H43V176H45V174H47V176L49 177V175L51 176V178H55V179H57V176L59 175L60 177H64L65 175H62L61 173ZM125 172V171H124ZM127 172H132V173H134L132 170L131 171H127ZM135 172V174H137ZM161 172V171H160ZM198 172H199V170H198ZM217 172V171H216ZM236 172V171H235ZM241 172H240V174H241ZM67 173H68V171H67ZM102 173V174H103ZM112 173V172H111ZM126 173V172H125ZM124 173V174H125ZM132 173H130V174H132ZM203 173V172H202ZM215 173V172H214ZM218 173V172H217ZM226 173V172H225ZM24 174V173H23ZM52 174V175H51ZM61 174V175H60ZM92 174V173H91ZM95 174V173H94ZM94 174H93V176H94ZM101 174V175H102ZM112 174H116V173H112ZM128 174V173H127ZM126 174V175H127ZM129 174V175H130ZM139 174H140V172H139ZM157 174H158V172H157ZM194 174V173H193ZM192 174V175H193ZM196 174V173H195ZM210 174H212V173H210ZM221 174V173H220ZM239 174V173H238ZM239 174V175H240ZM56 175V176H55ZM73 175V174H72ZM166 175V174H165ZM175 175V174H174ZM209 175V174H208ZM230 175V174H229ZM54 176V177H53ZM107 176H108V174H107ZM112 176V175H111ZM154 176H156V175H154ZM163 176V175H162ZM211 176V175H210ZM209 176V177H210ZM238 176V175H237ZM46 177V176H45ZM66 177V176H65ZM72 177V176H71ZM74 177V176H73ZM134 177H136V176H134ZM158 177V176H157ZM156 177V178H157ZM160 177V176H159ZM211 177H213V176H211ZM214 177H216V175L214 176ZM234 177V176H233ZM31 178H33V177H31ZM137 178V177H136ZM135 178V179H136ZM138 178H141V176L140 177H138ZM149 178H151V177H149ZM161 178V177H160ZM171 178V177H170ZM219 178H220V175H219ZM243 178V177H242ZM242 178H241V180L239 181V183L240 182H242ZM42 179V178H41ZM49 179V178H48ZM47 179V180H48ZM133 180H134V178H132ZM162 179H163V177H162ZM214 180H215V178H213ZM217 179V178H216ZM227 179H229V178H227ZM231 179V178H230ZM229 179V180H230ZM237 179V178H236ZM44 180V179H43ZM51 180V179H50ZM53 180V179H52ZM51 180V181H52ZM63 180V179H62ZM139 180V179H138ZM161 180V179H160ZM168 180V179H167ZM176 180H177V178H176ZM220 180V179H219ZM229 180H228V182H229ZM233 180V179H232ZM41 181V184H42V180H40ZM54 181V180H53ZM238 181V180H237ZM24 182V183H23ZM26 182H27V180H26ZM47 182V181H46ZM46 182H43V184L44 183H46ZM55 182V181H54ZM53 182V183H54ZM59 182V181H58ZM61 183H62V181H60ZM60 182L58 183L59 185H60ZM70 182V181H69ZM160 182V181H159ZM236 182V181H235ZM115 183V182H114ZM132 183V182H131ZM138 183V182H137ZM179 183V182H178ZM206 183V182H205ZM226 183V182H225ZM40 184V185H41ZM42 184V185H43ZM48 184V183H47ZM47 184H44V185H47ZM55 184V183H54ZM188 184V183H187ZM186 184V187L189 185H187ZM210 184V183H209ZM208 184V185H209ZM216 184H220V183H216ZM242 184V183H241ZM41 185V186H42ZM43 185V188L45 187ZM52 184H50V185H47L46 187L48 188H51L52 186H51ZM56 185V184H55ZM67 185H68V183H67ZM204 185V184H203ZM207 185V184H206ZM224 185V184H223ZM38 186V187H37ZM54 186V185H53ZM58 186V185H57ZM69 186L71 187L72 185H70L69 184ZM69 186H68V188H69ZM74 186V185H73ZM73 186L71 187V190H73L72 188H73ZM113 186V185H112ZM132 187H134V185H133V183H132V185H131ZM190 186V185H189ZM212 186H214V185H211V186H207L208 188H210L211 189V191H213L214 189H215V186H214V188L212 187ZM221 185H219V187H217V189L216 190H219L218 188H220V190H222V187H220ZM229 186V185H228ZM227 186V187H228ZM230 186H232V185H230ZM35 187V188H34ZM45 187V188H46ZM64 187H65V184H64ZM104 187H106V186H104ZM126 187V186H125ZM136 187H138V186H135L134 188L136 189ZM164 187V186H163ZM192 187V186H191ZM190 187V188H191ZM213 189H212V188ZM28 188V189H27ZM40 188V187H39ZM42 188V187H41ZM42 188V189H43ZM113 188V187H112ZM120 188V187H119ZM134 188H132L133 189V191L135 190ZM155 188V187H154ZM159 188L161 189V187H160V185H159ZM158 188V189H159ZM165 188V187H164ZM206 188V187H205ZM205 188H204V191H205ZM224 188V187H223ZM226 188V187H225ZM225 188H224V191L221 193V191L219 192V191H215V194H216V192L220 195H223V193L225 192ZM234 188V187H233ZM70 189V188H69ZM108 189H109V186H108ZM108 189H107V191H108ZM124 189V188H123ZM132 189L129 187V190H131L132 191ZM148 189V188H147ZM178 189V188H177ZM210 189H209V191H210ZM104 190V189H103ZM115 190V189H114ZM121 190V189H120ZM120 190H118L119 192H120ZM125 190V189H124ZM128 190V191H129ZM140 190V188H138V190L137 191H139ZM149 190V189H148ZM152 190V189H151ZM150 190V191H151ZM200 190V189H199ZM230 190V189H229ZM231 190H233L232 188H231ZM74 191V190H73ZM102 191V190H101ZM106 191V192H107ZM112 191V190H111ZM127 191V192H128ZM131 191H129V192H131ZM136 191V190H135ZM134 191V192H135ZM150 191H148V192H150ZM153 191V190H152ZM163 191V190H162ZM165 191V190H164ZM213 191V192H214ZM23 192V191H22ZM39 192V191H38ZM67 192V191H66ZM125 192L126 191H124L123 192V194L122 195H124L125 194ZM126 192V193H127ZM133 192V194H131L132 196L133 195H136L135 193ZM166 192H167V188H166ZM201 192V191H200ZM200 192H199V194H200ZM203 192V191H202ZM227 192V193H226ZM225 193H226V195H228V192L229 191H226ZM230 192H232V191H230ZM229 192V193H230ZM235 192V191H234ZM99 192H97V194H98ZM103 193V192H102ZM109 193L111 194V192H110V190H109ZM121 193H122V191H121ZM157 193V192H156ZM170 193V192H169ZM176 193V192H175ZM225 193H224V195H225ZM65 195H68L67 193H64ZM97 194H95V195H97ZM104 194V193H103ZM109 194V195H110ZM178 194V193H177ZM204 194V193H203ZM211 194L212 195H214L215 196V194L214 193H212L211 192ZM238 194L236 193V198H235V195H232V193H231V195H232V197H234L235 199L234 200H236V199H239L238 198ZM72 195V194H71ZM107 195V194H106ZM117 195V194H116ZM119 195H121V194H119ZM130 195V196H131ZM163 195V194H162ZM231 195H228V198H229V196H231ZM20 196H21V193H20ZM127 196V195H126ZM131 196V197H132ZM155 196H157V195H155ZM211 196V195H210ZM218 196V195H217ZM217 196H215V197H217ZM22 197V196H21ZM37 199H36V198ZM91 198H93L92 197V195L90 196ZM115 197V196H114ZM113 197V198H114ZM136 197V196H135ZM206 197V196H205ZM213 197V196H212ZM219 197V196H218ZM217 197V198H218ZM20 198V197H19ZM70 198V197H69ZM73 198V201L72 202H70L69 201V203H72L73 204V202H76L75 200H76V198L75 197H71L70 199H72ZM87 198V197H86ZM109 198V197H108ZM124 198V197H123ZM125 198H127V197H125ZM124 198V199H125ZM134 198V197H133ZM133 198L131 199L132 201H133ZM207 198H209V197H207ZM221 198V197H220ZM21 199V198H20ZM67 199V198H66ZM130 199V198H129ZM128 199V200H129ZM140 199V198H139ZM139 199H137V200H139ZM156 199V198H155ZM171 199H173V198H171ZM81 199H79L78 198V201L76 202L78 205L80 204V205H82L81 203H79V201H80ZM102 200V199H101ZM120 200V199H119ZM118 200V201H119ZM123 200V199H122ZM122 200H120V201H122ZM127 199H126V202L128 201ZM136 200V201H137ZM162 200V199H161ZM88 201V200H87ZM111 201V200H110ZM132 201H131V204H132ZM135 201V200H134ZM173 201H174V199H173ZM181 200H179V203L178 204H181V203H183V202H185V201H182V202H180ZM227 201V200H226ZM84 202V201H83ZM109 202V201H108ZM117 202V201H116ZM129 202H130V200H129ZM141 202V201H140ZM147 202V201H146ZM165 202V201H164ZM163 202V203H164ZM212 202H213V200H212ZM243 202V203H242ZM20 203H22V202H20ZM74 204V206H76L77 204ZM103 203V202H102ZM148 203V202H147ZM175 203V202H174ZM242 203V204H241ZM72 204H70V205H72ZM109 204V203H108ZM112 204H115V203H112ZM120 204H122V203H119V205ZM130 204V203H129ZM173 204V203H172ZM177 204V203H176ZM184 204V203H183ZM186 204V203H185ZM187 204H189L190 205V203H187ZM206 204V203H205ZM218 204V203H217ZM86 205H88V204H86ZM94 205H96V204H94ZM101 205V204H100ZM105 205H106V203H105ZM118 205V204H117ZM117 205H115V206H117ZM123 205H124V203H123ZM142 205V204H141ZM213 205H215V204H213ZM67 206H69V204L67 205ZM93 206V205H92ZM108 206V205H107ZM125 206V205H124ZM123 206V207H124ZM126 206H127V204H126ZM125 206V207H126ZM191 206V205H190ZM226 206V207H227ZM72 207V206H71ZM84 207H87V206H84ZM108 207H110V205L108 206ZM128 207V206H127ZM126 207V208H127ZM133 207V206H132ZM135 207H136V205H135ZM197 207V206H196ZM196 207H194V208H196ZM217 207H219V206H217ZM216 207V208H217ZM233 207H238L237 209H239V210H237V209H233ZM66 208V207H65ZM70 208V207H69ZM69 208H66L67 210L69 209ZM88 208V207H87ZM96 208V207H95ZM111 208V207H110ZM188 208H189V206H188ZM200 208V207H199ZM25 210V212H24V210ZM79 209V208H78ZM81 209V208H80ZM112 209H113V207H112ZM119 209V208H118ZM140 209V208H139ZM219 209V208H218ZM76 211H77V209H75ZM88 211H90L91 209H87ZM86 209H85V214H90V213H92L91 211H90V213L87 211ZM96 210V209H95ZM102 210V209H101ZM105 210V209H104ZM173 210V209H172ZM189 210V209H188ZM201 210V209H200ZM217 210V209H216ZM71 211H72V209H71ZM73 211H74V209H73ZM81 211V210H80ZM83 211V210H82ZM108 213H109V211L108 210H106ZM111 211H113V210H111L110 209V212ZM116 211V210H115ZM155 211H157V210H155ZM28 212V213H27ZM79 211H77V213H78ZM96 212V211H95ZM102 212V211H101ZM105 212V211H104ZM121 212V211H120ZM119 212V213H120ZM126 212V211H125ZM25 213H27L26 215L29 217V220H30V218H32L33 216V219L36 217L37 219H40V221H41V223L40 224H38V225H36L37 223H33L34 221H30L31 223H33L34 224V228H35V225H36V228H35V230L37 231V229H38V227H39V231H35V232H33V224H31L30 222L28 223V222H26L28 219H27V217L26 216H24L25 215ZM69 213V212H68ZM83 213V212H82ZM118 213V214H119ZM130 213V212H129ZM132 213V212H131ZM163 213V212H162ZM202 213V212H201ZM204 213V212H203ZM213 213H215V212H213ZM30 214L31 215H33V216H30ZM61 214L64 216H61ZM75 214V213H74ZM73 214V215H74ZM84 214V213H83ZM87 214V215H88ZM114 214V213H113ZM71 215V214H70ZM90 215H92V214H90ZM112 215V214H111ZM120 215V214H119ZM142 215V214H141ZM159 215V214H158ZM185 215H187V214H185ZM192 215V214H191ZM205 215H208V213H206V214H204L203 216H205ZM218 216L217 218H216V216ZM221 215V216H220ZM22 216H24V217H26V221H24V217H22ZM66 216V217H65ZM69 216V215H68ZM86 215H84V217H85ZM89 216V215H88ZM102 216V215H101ZM104 216V215H103ZM107 216V215H106ZM132 216H134V215H132ZM140 216V215H139ZM201 216H202V214H201ZM209 216H210V214H209ZM24 218L23 220H22V218ZM70 217V216H69ZM82 218H84L83 217V215L81 216ZM91 217V216H90ZM96 217V216H95ZM126 217V216H125ZM185 217H188V215L187 216H185ZM192 217H193V215H192ZM205 217H207L208 218V216H205ZM204 217V218H205ZM213 218V216H210V218ZM97 218V217H96ZM102 218V217H101ZM194 218H195V216H194ZM196 218H198V216L196 217ZM92 219V218H91ZM160 219V218H159ZM164 219V218H163ZM199 219V218H198ZM197 219V220H198ZM206 219V218H205ZM52 220H53V222H52ZM62 220V221H61ZM77 220V219H76ZM75 220V221H76ZM79 220H80V218H79ZM82 220V219H81ZM84 220H86V219H84ZM84 220H82V222L84 221ZM88 220V219H87ZM93 220H97V219H93ZM180 220V219H179ZM185 220V219H184ZM187 220H189V218H187ZM195 220V222H197L198 223V225H199V222L198 221H200V220H202V218H200V220ZM209 220H211V219H209ZM138 221V220H137ZM152 221V220H151ZM150 221V222H151ZM161 221V220H160ZM171 221H172V219H171ZM214 221H213V224H214ZM37 222V221H36ZM139 222V221H138ZM140 222H142V221H140ZM166 222V221H165ZM165 222H164V224H165ZM201 222V221H200ZM216 222V223H217ZM50 223L51 224H53L54 225V228L52 227V229H50L51 228V226H50ZM77 223V222H76ZM80 223H81V221H80ZM80 223H78V224H80ZM91 223H92V220H91ZM130 223V222H129ZM136 223V222H135ZM143 223V222H142ZM152 223V222H151ZM149 224V228H150V225H155V224ZM154 223V222H153ZM156 223H157V221H156ZM215 223V224H216ZM24 224V225H23ZM88 224H89V222H88ZM131 224V223H130ZM138 224V223H137ZM158 224V223H157ZM156 224V225H157ZM159 224H161L160 222H159ZM188 224V223H187ZM212 223H211V225H213ZM214 224V225H215ZM218 224H216L215 226H217ZM26 225V226H25ZM61 225H63V224H61ZM69 225V224H68ZM76 225V224H75ZM197 225V226H198ZM213 225V226H214ZM24 226V227H23ZM65 226H66V223H65ZM73 226V225H72ZM72 226H68L69 228H71ZM78 226V225H77ZM148 226V225H147ZM158 226V225H157ZM195 226V225H194ZM67 227V228H68ZM87 227V226H86ZM90 227V226H89ZM88 227V228H89ZM115 227V226H114ZM212 228V230H210V228ZM28 228V229H27ZM30 228V229H29ZM33 230H32V229ZM68 228V229H69ZM75 228V227H74ZM83 228V227H82ZM136 228H137V226H136ZM148 228V227H147ZM154 228H155V226H154ZM160 228H163V227H161L160 226ZM180 228V227H179ZM26 229L28 230V232H26ZM80 229V228H79ZM93 229V228H92ZM158 231H160L158 228H156ZM156 229L154 230V232L156 231ZM165 229V228H164ZM185 229V228H184ZM183 229V230H184ZM240 229V232H238L237 230H239ZM24 230V231H23ZM61 230H62V228H61ZM66 230V232H67V229H65ZM72 231H73V229H71ZM75 230V229H74ZM86 230V229H85ZM89 230V229H88ZM94 230V229H93ZM96 230V229H95ZM139 230V229H138ZM168 230V229H167ZM182 230V231H183ZM186 230V229H185ZM184 230V231H185ZM187 230H186V232H187ZM216 230H218V229H216ZM218 230V231H219ZM237 231V236H230V235H232V231H234L233 232V234L234 233H236V231ZM32 231V232H31ZM79 231V230H78ZM92 231V230H91ZM90 231V232H91ZM157 231V232H158ZM162 231V230H161ZM194 231V232H193ZM218 231H216L217 233H219ZM80 232V231H79ZM82 232V231H81ZM163 232V231H162ZM181 232V231H180ZM185 232V233H186ZM215 232V233H216ZM29 233V234H28ZM59 233V232H58ZM63 233H65V231L63 232ZM75 233V232H74ZM73 233V234H74ZM78 233V232H77ZM98 233V232H97ZM136 233H138V232H136ZM140 233H142V232H140V230H139V233H138V236L140 235ZM216 233V235H215V237H219L218 236V234ZM252 233H254L255 234V237H253V239L251 240V241H249L248 240V238H249V236L252 234ZM57 233H55V235H56ZM81 234V233H80ZM85 234V233H84ZM84 234H81V235H84ZM143 234V233H142ZM155 234H156V236H161V234L159 235V233H156L155 232ZM182 234V233H181ZM22 235H24V236H22ZM67 235V234H66ZM66 235H64V237L66 236ZM72 235V234H71ZM70 235V236H71ZM76 235V234H75ZM93 235H95V233L93 234ZM92 235V236H93ZM145 235H146V237H145ZM178 235V234H177ZM190 235H191V233H190ZM30 236H32V237H30ZM69 236V235H68ZM165 236V235H164ZM197 235H195V237H196ZM197 236V237H198ZM213 236V237H212ZM59 238H60V236H58ZM57 237V238H58ZM90 237V236H89ZM88 237V238H89ZM137 237V236H136ZM141 237H145V238H147V234L145 233L144 234V236H141ZM140 237V238H141ZM188 238H189V236H187ZM194 237V238H195ZM232 237H233V239H232ZM57 238H56V240L55 241H57ZM66 238V237H65ZM67 238H69V237H67ZM71 239H75V238H73V237H70ZM70 238L68 239V240H70ZM94 238V237H93ZM135 238V237H134ZM133 238V239H134ZM139 238V237H138ZM181 238V237H180ZM61 239H63V238H61ZM76 239H77V237H76ZM136 239V238H135ZM198 239V238H197ZM210 239V240H209ZM22 241V242H21ZM63 241V240H62ZM66 241V240H65ZM77 241V240H76ZM80 241V240H79ZM198 241V240H197ZM232 241V242H231ZM19 242H21V243H19ZM74 242H75V240H74ZM78 242V241H77ZM183 242V241H182ZM201 242V241H200ZM218 242V241H217ZM231 242V243H230ZM21 245L22 243L24 244V249L26 250V251H23V250H21V251H19V249H18V251L20 252V255H18L19 254V252L18 251H16L17 250V245H19V244ZM73 243V242H72ZM79 244V243H78ZM173 244V243H172ZM172 244H169V245H171L172 246ZM174 244H176V242L174 243ZM190 244H192V243H190ZM209 244V243H208ZM168 245V246H169ZM182 247L184 246L183 244H180ZM193 245V244H192ZM239 245V246H240ZM65 246V248L64 249H70V251L72 250L71 248H70V246H69V248L68 247H66V245H64ZM77 245H75V247H76ZM134 246V245H133ZM154 246H156L155 247V250H156V252H158V253H156V255L157 254H159V255H161L160 254V252H162L161 250L160 251H157V245H154ZM181 246H180V248H181ZM237 246H235V247H237ZM60 247H62L63 248V246H60ZM72 247H73V245H72ZM74 247V248H75ZM132 247V246H131ZM162 247V246H161ZM187 247V248H186ZM192 247H195V246H192ZM224 247V246H223ZM50 248H52V246L50 247ZM61 248V249H62ZM73 248V250H76V249H74ZM138 248V247H137ZM148 248V247H147ZM149 248H150V246H149ZM160 248V247H159ZM169 248V247H168ZM174 249H175V247H173ZM228 248H229V246H228ZM231 248V247H230ZM52 249H54V251H59V250H61V249H59L58 247H57V249L56 248H52ZM59 249V250H58ZM63 249V251H66V250H64ZM92 249V248H91ZM90 249V250H91ZM161 249V248H160ZM171 249H172V247H171ZM171 249H169L170 251H172ZM197 249H198V247H197ZM200 249V248H199ZM73 250L70 252V253H72L73 252ZM78 250V249H77ZM151 251L152 250H154V249H150ZM150 250H148V251H150ZM154 250V251H155ZM168 250V251H169ZM177 251L179 250V251H181L180 249H176ZM175 250V251H176ZM183 250V249H182ZM235 250V251H234ZM5 251H7V252H5ZM23 251V252H22ZM53 251V250H52ZM63 251H61V252H63ZM68 251V250H67ZM66 251V252H67ZM92 251V250H91ZM134 251H135V249H134ZM150 251V253H153L154 251H152L151 252ZM169 251V252H170ZM174 251V250H173ZM173 251H172V254H170V255H173ZM179 251H178V253H179ZM214 251V252H213ZM225 251H226V248H225ZM225 251H224V255H225ZM21 252H22V254H21ZM65 252V254L67 255V253ZM136 252V251H135ZM185 252V251H184ZM215 252H217V253H215ZM15 253L18 255L17 257H19V256H21L22 257V259H23V257L25 256V260H24V262H22V260H21V263H20V259H16V255H15ZM28 253L29 252H27V254L26 255H28ZM49 253H51V252H48V254ZM53 253V252H52ZM59 253V252H58ZM69 253V252H68ZM74 253V255H75V259H76V254H75V251L73 252ZM72 253V254H73ZM141 253V252H140ZM149 253V254H150ZM171 253V252H170ZM202 253V252H201ZM200 253V254H201ZM64 254V252L61 254V255H63ZM64 254V255H65ZM81 254V253H80ZM136 254V253H135ZM143 254V253H142ZM145 254V253H144ZM146 254H148V253H146ZM149 254H148V256H149ZM179 254H181V253H179ZM24 255V256H23ZM45 255V254H44ZM52 255H56V254H52ZM59 256H60V254H58ZM63 255V256H64ZM78 255V254H77ZM89 255V254H88ZM138 255V254H137ZM152 255V254H151ZM151 255H150V258H151ZM155 255V254H154ZM153 255V256H154ZM158 255V256H159ZM169 255V256H170ZM183 255V254H182ZM218 255V256H217ZM226 255H227V253H226ZM8 256H10V257H8ZM11 256H12V258H14V259H16V260H11L12 258H11ZM70 256V255H69ZM68 255L66 256V258L67 257H69ZM142 256V255H141ZM140 256V257H141ZM152 256V257H153ZM168 256V257H169ZM200 256H201V258H200ZM217 256V257H216ZM233 256V257H232ZM45 257V256H44ZM46 257H48V256H46ZM56 257V256H55ZM58 257V256H57ZM61 257V256H60ZM65 257V256H64ZM70 257H72V258H69L70 260H73V263H75L76 261H74L75 259H73V255H71ZM84 257V256H83ZM138 257V256H137ZM139 257V259H141ZM143 257V256H142ZM173 257H175V260H174V258ZM173 257H171V259H172V261L170 260V263H174V264H190L189 263V261L188 260H186L188 257H186L185 258V254H184V260H181L180 259V261H178V259H179V257H178V254H177V252H176V254L174 253V255H173ZM183 257V256H182ZM181 257V258H182ZM8 258L11 260H9L8 261ZM48 258H50V257H48ZM81 258V257H80ZM144 258V257H143ZM176 258H178V259H176ZM218 259V262H217V260L216 259ZM233 258V259H232ZM44 259V258H43ZM61 259H64V258H61ZM136 259V258H135ZM152 259V258H151ZM168 259V258H167ZM220 259V260H219ZM49 260H52V259H49ZM66 260H68V258L67 259H65V261ZM80 260V259H79ZM82 260V259H81ZM134 260V259H133ZM137 260V259H136ZM154 260V259H153ZM215 260V261H214ZM234 260V261H235ZM61 261H63V262H65L64 260H61ZM84 261V260H83ZM141 261H143V260H141ZM188 261V262H187ZM226 261V262H225ZM31 262V261H30ZM34 262V261H33ZM39 262V261H38ZM67 262V264H68V261H66ZM72 262V261H71ZM77 262H78V259H77ZM148 261H146V263H147ZM52 263V261L50 262V264ZM155 263V262H154ZM162 263V262H161ZM228 263H226V264H228ZM35 264V263H34ZM41 264H43V263H41ZM49 264V263H48ZM59 264H61V263H59ZM63 264H65V263H63ZM72 264V263H71ZM81 264V263H80ZM137 264V263H136ZM139 264V263H138ZM143 264H145V263H143ZM164 264H165V262H164ZM168 264V263H167Z\"/></svg>",
  "mask_w": 264,
  "mask_h": 264
}]
</instances>
